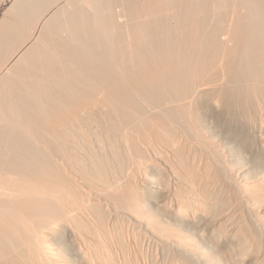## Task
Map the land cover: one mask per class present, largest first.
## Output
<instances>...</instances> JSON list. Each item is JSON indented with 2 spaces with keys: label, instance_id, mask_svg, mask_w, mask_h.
<instances>
[{
  "label": "rangeland",
  "instance_id": "rangeland-1",
  "mask_svg": "<svg viewBox=\"0 0 264 264\" xmlns=\"http://www.w3.org/2000/svg\"><path fill=\"white\" fill-rule=\"evenodd\" d=\"M14 1L15 0H0V20L4 17L5 14H7L9 16V18H11V20L13 19V21L15 19H16L15 21L20 19L18 15L13 14L14 12L10 10V7ZM65 1L66 0H51L49 5L45 8V12L42 13L41 16L37 17L33 14H29V16L26 18L24 23L21 22V19L19 20L20 21L19 24L17 23L18 22L17 21L16 23L19 27V33H20V34L17 33L18 35H16L17 31H15V32L12 31L11 28L9 29V27H7L8 25L2 26L0 28L1 31L3 32L2 33L0 31V35H1L0 37H3V36L5 37L2 40L0 38V42H2V44H3V45L0 44V46H1V49H0V76H1V78L5 79V81L6 80L8 81V82L6 81L4 83H6V85L9 86L7 88V86L5 84H2L1 86L5 87V88L0 87L1 88L0 91H1V93L3 92L5 95H6V92L8 91L7 89H9V91H14L16 93L19 92L18 93L19 96L20 97L22 96L21 99H23L22 103L25 101L24 102L25 106L22 107V106L18 105L19 107L17 108L16 104L11 105V103H13V101L10 100L11 102L10 101L8 102V100H7V102H6L5 96L0 93V103L5 104V105H2V106H4L3 107L4 111H6V112L7 111H10V112L16 111V113H19V115L21 114L20 115L21 118H20V116L14 112L16 114L15 115L16 119L14 118L15 120H13V123H12V121H3V120H1V117H0V121H1L0 122V128L4 129V130L0 129V143H1L0 144V155H1L0 160L2 161V162H0V168L2 169V166L3 167L5 166L6 169L9 168L10 170H13V168H15V164L19 165L20 166L19 171L21 170V172L15 171L16 173L15 172L14 173L15 174L19 173V175L21 174L19 178L24 179L27 177L28 179H31L30 176L32 175V173H31V171L27 170L25 168V166H28V164H33L32 166L35 167V170H37V173L44 175L45 177L44 176L43 177L46 180L49 179V181H50L52 177L55 178V179L53 178V180H55V181H58V180L61 181L64 179L67 180L69 178L67 180L68 184L72 185V186L70 185L72 189L70 188L69 190L70 191L72 190L71 198L73 197L72 199L75 201H73V203H72L73 205L71 207L65 206V208H64V209H66L65 211L67 212V214H69L68 215L69 218L67 217V219H68L67 220V226L69 229L67 231L60 229L61 230L60 232H62L61 237L54 236V235L48 237V241H50V245L53 248V251L56 252L54 264H84V263H82L83 257L90 259L93 262V264H109L108 263L109 260H110V264H116V263L117 264H174V263L177 264V263H179L177 261L181 258V256L178 253V251L175 250V248H171L172 245H170V246L167 245V247H166V245H162L161 240H159L158 238L156 239L154 236H152V234L149 233V231L147 229L145 230V227H142V226L139 227V224L138 225H137V223L135 224L136 221H134L135 219H133V217L131 215L124 213L122 211H117L115 209V206L112 203L110 204V202H111L110 200L114 199L116 206L119 209H124L127 205V202H126V198L124 197L123 194L127 195V193L132 194V195L134 194V196L135 197L137 196L138 199H142L140 197L141 195H143V197L144 196L146 197V198L144 197L145 199L143 198V200H145L144 201L145 205H141L142 208L140 206L141 211L140 210L139 211H140V213H142V217L144 219H149L150 222L158 229V231L160 233H162V232L171 233L174 230L173 233H175V234L178 233V234L182 235L184 237V239L186 238V242L188 241L187 243L192 246L194 254L200 255L203 253L204 255L209 256L211 259L213 258L214 262H212V264H264V251L262 253V257L260 260L249 261L248 256L243 255V253L241 251V247H240L241 246L240 245L241 236L238 234V235H236V237H235L236 239L234 241H230L225 235L226 232H229L228 231L229 227H230L229 222H228V224H227V222L221 223L218 221L219 217H216V216H219L217 214L219 212V201H220L217 199V196L219 194V191L217 192L218 188L221 191L225 188L227 189V187L229 186L230 188L228 187V189L231 191H228V189H227V192H232V187H233V192H234L235 191V185H233V184H235L236 181H238V179H239V182H243V181L246 182V180H247L248 182L253 183L255 181V183L257 185L264 183V178H263L264 177V171H263L264 170V165H263V163H264V126H263L264 125V113H263L264 112V86H263L264 85V76H263L264 75V33H261V31H264V27H262V25H264V22H263L264 21V6H262V4H264V2L262 3L261 2L262 0H260V1L259 0H257V1L256 0H233V1L232 0H216V1L215 0H204L203 3H201L202 0H198L200 2V4H202V9L200 10L198 7V4L196 3L197 0H175L176 4L172 3L174 0H171L170 4L166 3L167 0H161V2H160V0H157V2H156V0H153V1L152 0H147V1L146 0H141V1L140 0H138V1L134 0V2L132 0V4H131L132 6L129 5L130 0H101V1H98V0H91V1L90 0H74L72 5L70 4V5L64 7V12L62 14H60L59 16L57 15L53 20H51L52 21L51 26H49L50 24L47 26L42 25V24H45V21H47L49 19L48 18L49 13H52L53 9L55 11L58 6L63 5L65 3ZM206 1H208V2H206ZM150 2L151 3L154 2V4L161 3L164 7L163 9L168 12V16L162 15L160 17L161 18L163 17L164 18V19L162 18L163 20L161 19V21L152 22V19L154 16V9L153 8H151L152 10L150 9V12H152L153 15L151 13H149V8L147 9V5H148L147 3H150ZM192 2L194 3V5L197 4V6L196 5L195 6L197 7V9H199L198 11H200V12L194 11V8H196V7H193L194 5ZM232 2H233V4H232ZM255 2H257V3L255 4ZM120 3H122V4H120ZM26 4H28V3L26 2ZM101 4L104 5L106 8L103 7ZM111 4L113 6H116L115 7L116 9L113 8V6ZM171 4H173V5H171ZM182 4H183L184 8L182 7ZM187 4H188V6H189V4H192V5H190L191 7H193L192 12L191 11H185V7ZM257 4H259L261 6L259 7V5H257ZM174 5L175 6L180 5L179 6L180 8L178 6L175 7ZM203 5H204V7L206 6L205 10L203 9ZM232 5H233V8H232ZM256 5H257V7H255ZM225 6H227V7H225ZM99 7L103 8L101 10L105 11V14L107 13L108 16L107 15L103 16L105 14H101L99 12V9H98ZM120 7L123 9V11ZM177 7H178V9H176ZM234 7H236V8H234ZM126 8H128L127 10H130L132 12V14H133L132 17L126 16L125 14L123 15V12L126 11ZM261 8H262V10H260ZM138 9L140 10V12ZM174 9H176L175 11H177L179 9H183L182 11H180L181 12L180 13V15H181L180 20H181V22H182V20H185V21H183L185 25L183 23H182L183 24L182 25L181 23H179L180 21L178 19L176 20V18H174V16H177V15H174L173 13L171 14V12H174ZM251 9H253V11L257 10V12L255 11V14H257V15H258L259 11L262 12V15L260 14L261 12L259 13V15H261L260 18L263 19L261 21H258L260 23L257 22V20H260L259 18L257 20H256V17H255V19H252V17L254 18V16H256V15L253 14L251 16V14H252L251 12H253V11H251ZM114 10L120 11L122 13L116 12ZM248 11H250V12H248ZM189 12L191 14H188ZM193 12H194V14H192ZM139 13H141V14H139ZM100 14L102 15V17ZM144 15H145V17H144ZM149 16H151V17L147 18ZM262 16H263V18H262ZM78 17H79V20L77 19ZM104 17H106V19ZM166 17H167V19H166ZM101 18L105 19L106 21L105 20L103 21V19H101ZM188 18H191V19H188ZM72 19L73 20L76 19L75 23L79 22L78 24H76L75 28H72L73 25L70 27V25L68 24L71 21L72 22L75 21V20L73 21ZM193 19H194V21H193ZM149 20H151V21L149 22ZM55 22L58 24L57 27H56L57 24H53ZM66 22L68 25L66 24ZM195 23H197V24H195ZM201 23H202V25H201ZM113 24L115 25L114 27H113ZM148 24H152L153 26L157 25V26L154 27V30H153V29L147 28ZM79 25H82V28ZM119 25L124 27L126 32L129 30V34H128V32L126 33V34H128L125 36L126 39H123L124 37L121 38V40H124V41L119 40L120 38L117 39L119 36V34H118L119 32H121V33L123 32L125 34V32L123 31L124 29L121 27L123 29V30H121ZM60 26H62V27H60ZM68 26H69V28H68ZM77 26H79V27H77ZM190 26H192L191 27L192 29L190 28ZM5 27H6V29H4ZM179 27H182V28H179ZM138 28H139V30H138ZM215 28H217V29H215ZM7 29L9 31L11 30L12 32L11 31L10 32L13 35ZM72 29H75V30L71 31ZM97 29H99V30H97ZM76 30H78V31L80 30L79 31L80 34L78 32H76ZM118 30H121V31H118ZM4 31H6V32L8 31V32L6 33ZM94 31H96V32H94ZM104 31H106V32H104ZM74 32H76V34H74ZM83 32H84V34H83ZM116 32H118V33L116 34ZM172 32H175V33H172ZM111 33H113V34H111ZM46 34H47V36H46ZM151 34H152V36H151ZM170 34H172V35H170ZM116 35H118V36L116 37ZM185 35H187L189 37L186 38ZM212 35H213V37H212ZM175 36H176V38H175ZM182 36H183V38H182ZM207 36H208V38H207ZM236 36H238V37H236ZM145 37H146V39H145ZM153 37H155V38H153ZM178 37H179V39H178ZM254 38H255V41H254ZM74 39H75V41H74ZM129 39L131 40L130 43H129ZM176 39L179 43H176V41H175ZM256 39H257V41H256ZM6 40H7V42H5ZM28 40L29 41L33 40L34 42L31 41L30 44H28L27 43ZM210 40H212V41H210ZM160 41H161V43H160ZM174 41H175V43H174ZM68 42L71 44H69ZM119 42H120V44H118ZM113 43H114V45H113ZM137 43H138V45H137ZM27 44H28V46H27ZM89 44H91V45H89ZM8 45H10V46H8ZM30 45H31V47H30ZM11 46H13V47H11ZM128 46H130V48ZM157 46L160 48H158ZM175 46H177V47H175ZM200 47H201V49H200ZM204 48H205V50H204ZM208 48H209V50H208ZM145 49L147 52L145 51ZM160 50H162V51H160ZM96 51H98V52H96ZM115 51H116V53H115ZM70 52H72V53H70ZM44 53H46L48 56ZM123 53H125V54L123 55ZM155 53L157 54V56ZM211 54H213V55L211 56ZM75 55H76V57H75ZM97 55H99V56H97ZM168 55H170V56H168ZM16 56H17V59L19 58V60H16ZM112 56H113V58H112ZM159 57H160V59H159ZM252 57H254V58H252ZM242 59H243V61H242ZM74 60H75V62H74ZM160 61H161V63H160ZM90 62L93 64H91ZM149 62H151L152 64L151 63L149 64ZM168 62L170 64L172 63L171 65H174V66L179 65V68H180L179 73L181 74V76L183 74L182 77H184V75H187L188 72L190 71V75L192 74L191 76L193 78V82L195 81V78H196V82H194L193 86H192L193 89H191L193 94L190 91L187 94V96L190 94L187 97L188 99L186 97H184L185 99L183 98L184 100L182 99L183 100L182 102L186 104L185 106H187V108H189L188 110H190L192 108L190 111H192L193 115H191L192 114L191 113L190 116H188L189 112L186 113L182 107L181 108L179 107L180 103L178 105V103H177V102H179L178 98L176 99V97L173 96L174 91L172 92V88H170L171 84L169 87H167L169 85L168 83L171 82V81L168 82V80H169L168 78L169 77H171L170 79L176 78L175 76H172L173 73H174L173 75L177 74L175 72L176 67H174V69L169 68V69L173 70V72L171 74H169L171 71L168 72L169 71L168 68L165 70V72H166V77H165L166 79L165 80L163 77L161 78V76H159V75L158 76L160 78L157 76H152L155 78L156 82H158V83H156L154 81V79H152L151 77H148V78H151L149 80L147 78V76H143L140 74L141 77L142 76L145 77L144 78L145 82H144L143 77L141 78L139 73H138L139 67L135 68L136 66H141L140 70L142 71L144 69V68H142L143 64L145 65L146 63H148L149 65H154V66L156 65L155 66L156 70H158L157 67H159V66H161L162 69H164L165 67L169 66ZM27 63H28V65H27ZM104 63H106V65L110 64V66L114 64L113 66H111L113 68H111L110 66L108 67V65H107V68L111 69V71L109 70L110 72L108 71V73H111L110 74L111 79L108 77L109 75L108 76L103 75L107 72V69H105V67H103V65H105ZM131 63L133 64V68H132ZM166 63H168V64L166 65ZM182 63H183V65H182ZM60 64L62 67L60 66ZM137 64H139V65H137ZM163 64L166 66L165 67L162 66ZM184 64H189V66L192 67V69L189 68L188 65H184ZM101 65L105 69L106 72L105 71H104V73L102 72L103 69H101L102 68ZM98 66H100V67H98ZM129 66H131L130 69H133V70L138 69V71L136 73L137 76H135L136 79L131 72L129 73V72H127V70H125V69H128ZM180 66L182 68L184 66H187L189 68V71H188L187 67L184 70L185 67L182 69ZM91 67H96V68H92V70H91ZM120 67H121V69L119 70ZM177 68H178V66H177ZM198 69L199 70L201 69V72ZM202 69H204V71L205 72L207 71L208 73L206 72V74H205ZM33 70H35V71H33ZM112 70H116L115 72L117 74H114V72ZM118 70L121 72H119ZM182 70H184V71H182ZM191 70L193 72L195 70H197V71H195L196 74L192 73ZM211 70H212L213 74H211ZM92 71L93 72L95 71V72L92 73ZM100 72L103 74H101ZM202 72L204 73L203 75H201ZM74 73H76V75H74ZM121 73H123V74H121ZM6 74H7V76H6ZM92 74H93V76H92L93 78L92 77L89 78V76H91ZM100 75H102L104 77L107 76V78L105 77L104 80L106 82V79H107V82L109 81V83L108 84H107V82L104 83V80L102 81V76H100ZM113 75L116 77H114ZM117 75L118 76L121 75V76L118 77ZM200 75L202 76V79H200L201 78ZM54 76H56V77H54ZM66 77H69V78H66ZM117 77L119 79L121 78L123 81L121 82L119 80H116V79H118ZM129 77H132V78L130 79ZM43 78H44V80H43ZM140 78L142 80H140ZM204 78H206V79L204 80ZM214 78H216V79H214ZM22 79H24V80H22ZM82 79H84V80H82ZM148 80L150 82L147 84ZM151 80H153V81H151ZM200 80H202V81H200ZM216 80H217V82H216ZM101 81H102V83H101ZM117 81L120 83H123L125 85L129 84L130 87L129 86H127V87H129L131 89L130 90L131 92L134 91L131 93L132 94L131 98L134 99V102H133V99L128 98V96H127L128 94L124 93L123 89L121 90L118 85H117L118 87L116 86V84H118ZM133 81H134V83H133ZM139 82H141V83H139ZM154 82L157 84V85H155V86H157V89L158 90L160 89L159 92L160 93L162 92L161 94H163L165 97V98L163 97V100L166 101L165 103L167 104L164 106V108L166 107L165 109L163 108L161 110V109H159V107L155 108L154 106H156V105L154 104V100L151 99L152 98V97H150L151 95H149V93H150L149 90H144L145 88L147 89V87H148V89H150V85L154 84ZM7 83H9V84H7ZM32 83H35V84H32ZM46 83H48L49 85ZM112 83H113V85H112ZM142 83L144 85V88H143ZM161 83H162V85H161ZM132 84L133 85L135 84V85L132 86ZM50 85H51V87H50ZM55 85H56V87H55ZM98 85H99V87H98ZM197 85H199V87ZM15 86H16V88H15ZM67 86H69L68 89H67ZM103 86H104V88H103ZM110 86H112L113 89H110ZM194 86H195V88H194ZM246 86H247V89H246ZM86 87H88V88H86ZM158 87H160V88H158ZM20 88H22V89H20ZM37 88H39V89H37ZM81 88H84V89L86 88L87 93L88 92L89 93L91 92L93 94L96 93L95 95L105 94L107 91L108 92L106 93V95H108L109 93H112L115 95V93L118 92L119 94L116 93V96H118L119 98L122 96L120 98L121 102L123 103V105H125V108L130 113L134 112V114H132V115L136 116V114H137V116H138L140 114L141 115L140 117H142V115H143L145 118H148V119H152V118L157 117V119H159V120H164L163 122L166 125L171 126V127L170 126L169 127H170V129H172L174 135L177 134V136H175V137L181 138L184 141L186 140L185 142L182 141L184 149H182L183 147L181 148L184 151L186 149V152H182L184 155H182L177 149L175 152H173L172 146L170 144H168L169 142L167 143L164 141V139L162 138V135L160 136L161 138H159V137L153 136L152 133L149 134L150 138H149V136L147 137L151 142L150 146L145 147L146 144H144V147L142 146V148L138 149V151L133 150L134 148L131 149L132 151L131 150L129 151L125 147V144L123 143V138H124L123 134L120 135V133H118V136H117V134H112L115 132L113 130L111 131L110 127H108V124L106 125V123H108L107 121H109V118L106 119V122H105V118L110 116V114L106 110H104V113H103L102 112L103 109L99 107V109L96 111V109L98 107H95L94 105H93L95 107L94 109L92 106L91 107L88 106V109H87V107L85 109L79 108V106H80L79 104H82L81 102H82L83 97H84V92L80 93L78 91ZM117 88H119V90L122 92H119V90ZM138 88L140 90H138ZM161 88H162V91H161ZM164 88H166V89L168 88V90H166V89L164 90ZM202 88H204V90L207 89V91H203ZM3 89H5L7 91L4 92L5 90L3 91ZM54 89L56 91H54ZM89 89H90V91H89ZM106 89H107V91H106ZM212 89H214V90H212ZM229 89H230V91H229ZM109 90H110V92H109ZM112 90H114L115 93H113L114 91H112ZM140 91H142V93ZM202 92H205L206 94L203 93L202 94L203 96H202L201 95ZM120 93H122L121 96H119ZM23 94L26 97H24ZM133 94H135V95H133ZM210 94H212V95H210ZM1 95H3V97L5 99L2 98ZM56 95L60 96L62 99L61 102H65V103L64 104L61 103L58 100V97ZM75 95H76V97H75ZM42 96H43V99H42ZM73 96H74V98H73ZM204 96H206V99ZM46 97H47V99H46ZM55 97H57V98H55ZM189 97H190V99H189ZM191 97L192 98L194 97L193 100ZM219 97H221V98H219ZM214 98H217V99H214ZM187 100H189V101H187ZM135 101H137V102H135ZM167 101L170 103V105ZM228 101H229V103H228ZM188 102H189V104H188ZM192 102H193V104H192ZM134 103H135V105H134ZM212 103H214V104L212 105ZM174 104H175V106H174ZM2 106L0 104V107H2ZM6 106H9V107H6ZM61 106H62V108H61ZM215 106H216V108H215ZM20 107H22V108H20ZM54 107H55V109H54ZM72 107H73V109H71ZM74 107H76V109ZM31 108L34 110L32 111ZM178 108L181 109V111H179ZM12 109H13V111H12ZM142 109H143V111H142ZM182 109H183V111H182ZM193 109H195V110H193ZM255 109H257V110H255ZM41 110L43 112L40 113ZM45 110H46V112H45ZM60 111H62V112H60ZM98 111H99V113H98ZM94 112L95 113L97 112V114H95ZM180 112H182V113H180ZM183 112H184V115H183ZM194 112L196 114H194ZM24 113L27 114V116H25ZM42 113H43V115H41ZM100 113H102V115ZM197 113L198 114L200 113V115L202 114L201 116H202L203 123L199 122L196 124H198L197 126L199 127V129L205 133L203 135H207L205 141L208 140L206 142L209 144V145L207 144L209 146V148L206 146V144L202 143L205 141H200L197 137H195V136H197L194 134V132H196V131L189 130V126H190L189 120L195 121L194 117L197 116ZM107 114H109V115H107ZM22 115H23V117L25 116V118L28 117V120H30L32 117V119H31L32 121L24 122V120H22L23 122H21ZM180 115H183L184 116L183 118H186V117L192 118L194 115L195 116L193 117V119L186 118L188 120H186V119L184 120L182 118L184 122L186 121L184 123L181 120V118H179ZM211 115H212V117H211ZM58 116H59V119L55 118ZM61 116H62V119L68 117L69 119H71V121L75 120L76 122L72 121L69 123L68 126L65 125V128H64L66 130L65 131L63 129L64 126L61 127L60 125H58V127H57V124H59L58 121L61 119ZM70 116H72V118H70ZM29 117H30V119H29ZM103 117H105V118L103 119ZM140 117L138 116L137 118H140ZM180 117H182V116H180ZM35 119H37V120H35ZM41 119H44V120L41 122ZM262 120H263V122H262ZM45 121H46V123H45ZM193 121H190V122H193ZM54 122H57V124ZM136 122H137V120H136ZM74 123H77V124L75 125ZM47 124H49L50 126L49 125L47 126ZM55 124H56V126L54 127ZM35 126H37V127H35ZM139 126H141V125H139ZM146 126L147 125H145L144 128L149 127V126H147V127ZM67 127H69V128L67 129ZM75 127L76 128L78 127V128L76 129ZM177 127H178V129H177ZM58 128H59V130H58ZM183 128L185 129V131H183ZM54 129L56 132L54 131ZM142 129H143V126H141L138 131H140ZM30 131L32 134L30 133ZM35 131L37 134L35 133ZM176 131H178V132H176ZM49 134H51L52 136ZM138 135H139V137H141V139L144 138V136H142L143 133L140 132V134H138ZM23 136H25V137H23ZM41 136H43L44 138ZM101 136H102V138H101ZM20 138H21V140H20ZM23 138H25V139H23ZM115 138H117V139H115ZM186 138H188V139H186ZM202 138L204 139L205 137H202ZM210 138L212 140H209ZM8 139H9V141H8ZM44 139H45V142H44ZM181 139H178V140H180V142H181ZM196 140H198L199 143L201 142V144L197 145ZM89 141H90V143H89ZM17 142H18V144H17ZM180 142H178V143H180ZM193 142H195V143H193ZM212 142H214V143H212ZM4 143H6V144H4ZM103 144H105V145H103ZM156 144L160 145V146H157ZM185 144H186V146H185ZM203 144L206 148L202 147ZM214 144H216L218 146H216ZM22 145H23V147H22ZM34 145H37V146L34 147ZM71 145L74 147H72ZM161 146H162V148H161ZM181 146H182L181 143L178 144V147H181ZM215 146L219 150H216ZM25 147H26V149H22ZM212 148L215 149V152L213 150V154L214 153L216 154V155L214 154L216 158H214L212 156L213 155L212 154ZM75 149H76V151H75ZM207 149H209V150H207ZM23 150H24V152H23ZM26 150H27V152H26ZM173 150H175V149L173 148ZM31 151H33V152H31ZM34 151H35V154H34ZM134 151H136V153ZM188 151H189V153H188ZM216 151H217V153H216ZM218 151L220 153H218ZM221 151H223V152H221ZM25 152L27 154H25ZM131 152L134 156L131 154ZM177 152H179V153H177ZM63 153H64V155H63ZM118 153H120V154H118ZM44 154H45V156H44ZM67 154H69V155H67ZM151 154L153 155V157L151 156ZM210 154H211V157L209 156ZM222 154H223V156H222ZM25 155H27V156H25ZM187 155H189V156H187ZM206 155L209 157V160H208ZM217 155L219 156V158H217ZM84 156H85V158H84ZM184 156H185V158H184ZM200 156H201V158H200ZM220 156H221V158H220ZM119 157L122 159H120ZM128 157H130V158H128ZM132 157H134V158H132ZM222 157H224V159ZM41 158L45 161V163L46 162L48 163L50 161L52 162L53 166L50 164L51 162L49 164L53 167L54 170L56 169V172H57L56 173L54 171V173L50 175L52 177H49V176L44 174L45 172H44L43 167H46V166L44 164V161ZM65 158H67V159H65ZM189 158H192V159H189ZM195 158H197V160ZM204 158L205 159L207 158V161H205ZM211 159H213V160H211ZM215 159L218 162H215ZM35 160H36V162H35ZM48 160H50V161H48ZM65 160H68V161H65ZM187 160H189V161H187ZM193 160H194V162H193ZM202 160H204L205 162L204 161L202 162ZM221 160L223 161V163ZM184 161H186V162H184ZM226 161L228 163H226ZM210 162H213L215 164L217 163V165L219 163V165L221 164V166L218 167L219 166L218 165L216 167V165L214 166V164L210 163ZM207 163L208 164L210 163V166H214V168L213 167L210 168ZM22 164L24 165V167ZM195 164H197V165H195ZM222 164L227 168H228V165H230L231 166L230 169H232L234 174L235 175L237 174V176L232 177L231 174L228 172V170H226L224 167H222ZM21 165L24 169L21 167ZM11 166H14V167H11ZM54 166H55V168H54ZM206 166H207V168L205 169ZM96 167H100L101 171H103L106 174L105 178H106V181L108 184L104 183L105 181L100 180V178L97 177V175H96L97 170H95ZM220 168H222L223 170ZM212 169L214 171H212ZM60 170H61V175H63L62 177H60V174H58L60 172ZM192 171L194 172V174ZM216 171H217V175H216ZM121 172H122V174H120ZM225 172H228V173H225ZM209 173H210L209 177H211V178L208 177ZM218 173H220V174L222 173V175L224 174V176L226 174L227 175L222 178V175H220ZM15 174H13V177L15 176ZM56 174H58L59 176ZM206 175H207V177H206ZM212 175H214V176H212ZM193 176L194 177L196 176V178H194ZM15 177L18 178V175H16ZM113 177H115V178H113ZM213 177H215V181H214ZM258 177H259V179H258ZM199 178H202V179L204 178V179L202 180ZM233 178L235 180H233ZM86 179H89L91 182H93L94 185L101 187V189H103L104 191L106 190L105 192H107V193L109 192V196L112 199H110L108 195H107L108 198L104 199L98 195H95L91 191H89L88 188L86 186H84V184H83V182ZM96 179H97V181H96ZM194 179H195V181H194ZM206 179H207V181L210 182L209 183L210 185L208 184ZM211 179L213 180V182ZM221 179H222V182H221ZM199 180L201 181V184H200ZM216 180H217V183H216ZM223 181L227 182L228 184L224 183ZM75 182L77 184L81 185V188L83 186L82 190L86 189L85 190L86 193H85V191H83L81 193L79 188L77 190L75 187V185H77V184ZM204 182H206L207 185H204L205 184ZM219 182L222 183L221 187L223 186V184H225L224 186H226V187L223 186V188L221 189V187L219 186L220 185ZM114 183L116 186H114ZM212 184H214L215 187ZM200 185H201V187H200ZM203 185H204V187H203ZM165 186H166V188H165ZM195 186H196V188H195ZM207 186H208V188H207ZM217 186H218V188H217ZM113 187H114V189H113ZM123 188H125V189H123ZM127 189H129V190H127ZM208 189H209V191H208ZM226 189H225V191H226ZM130 190L132 193H129ZM163 190H168L167 195H165V196L163 195L161 197V195H162L161 194L160 196H158L159 193ZM204 190L207 191V194H210L209 196L212 198V202H210V204H208L209 202H207V204H208L207 207H206V205L204 206L202 204V203L205 204L206 200H208V198H209L208 195L206 197V194H204V193H206ZM214 190H216V191H214ZM213 191L216 192L217 196L214 195L215 193H211ZM84 194H85V196H84ZM139 194H141V195H139ZM198 194L200 195V197ZM202 195H203V197L205 196V198H206V199L204 198L205 201H202V200H204L202 198ZM211 195H213V196H211ZM164 198H166V199H164ZM188 198L191 200H189ZM200 198H201V200H200ZM213 199H216V200H213ZM209 200H211V199L209 198ZM99 201H101V202H99ZM180 201H182V202H180ZM216 201H218L217 204H216ZM75 202H77V203H75ZM102 202H103V204H102ZM199 202H201V203H199ZM211 203H214V205L213 204L211 205ZM198 204H202V205L197 207ZM170 205H171V208L169 209ZM179 205H181V207H183L182 210H181V207L179 208ZM209 207H210V210H209ZM94 208H95V210H94ZM96 208L97 209L99 208L98 209L99 211L102 208V210L100 212L101 213L103 212L102 213L103 215L100 214V212ZM203 208H205L204 210H206V211H204ZM217 209H218V212H217ZM179 210H181L183 214L180 213L181 214L180 215ZM164 211H165V213H164ZM173 211H176V212H173ZM106 212H107V214H106ZM96 213L99 214V217ZM176 213L179 216H176ZM186 213H187V215H186ZM202 214H204L207 219L203 220L201 218ZM246 214H244L245 216L242 217V219H243L242 222L245 223L246 220H248L247 222H249V223L251 222L249 224L251 227L252 226L256 227V223L253 224V220L249 218V217H251L250 214L249 213L247 215ZM100 216H102V218ZM246 216H248V218ZM182 217H185V220H187V221L190 218L189 219L190 221H188L189 224L184 225L180 221L181 219H179ZM245 217H246V220H245ZM186 218H188V219H186ZM103 219H104V221H103ZM114 219H116V220H114ZM126 220L129 222H127ZM179 221H180V223H179ZM217 223L218 224L220 223V224L218 225ZM190 226H192V227H190ZM251 227H249L250 230L255 232L256 231L255 229L257 227L256 228L255 227L251 228ZM163 229H165V230L163 231ZM201 229H203V230H201ZM6 230H8V229H6ZM6 232H7V234L9 232V236L7 235L8 238L2 237L0 235V238H1L0 239V264H16L17 262L19 263V261L21 260L20 259L21 255L19 256L20 249H18L19 247H17L18 246L17 244L12 243L13 241H11V243L13 245L10 244V241H9V239L12 240L13 238H14V240H16L18 237L16 236V234H14L13 231L8 230ZM168 233H166V234H168ZM213 233H215V234H213ZM128 235L130 237H128ZM143 236H145V237H143ZM258 236L260 237L261 235L258 234ZM55 237H57V238H55ZM262 237L263 236H261V238ZM138 238H140V239H138ZM262 239H260V241L264 244V241H263L264 239L263 240ZM126 240H127V242H126ZM190 242H191V244H190ZM15 245H17V246H15ZM161 245H162V248H161ZM172 247H174V246H172ZM10 248H13V249H10ZM115 248H116V250H115ZM14 249H15V251H14ZM2 251H3V253H2ZM176 253L179 254L180 258H179V256H177L178 254H176ZM2 254L5 256H3ZM173 254H175V255H173ZM175 256H176V258L178 257L179 259L178 258L176 259ZM17 258H18V260H17ZM118 259L120 262H118ZM182 261L183 260H180V263H182ZM113 262H115V263H113ZM194 263L197 264L196 262H194L192 260V263H189V264H194ZM21 264H23V263H21ZM28 264H49V263H47L45 261L33 259ZM50 264H53V263H50Z\"/></svg>",
  "mask_w": 264,
  "mask_h": 264
},
{
  "label": "bare ground",
  "instance_id": "bare-ground-1",
  "mask_svg": "<svg viewBox=\"0 0 264 264\" xmlns=\"http://www.w3.org/2000/svg\"><path fill=\"white\" fill-rule=\"evenodd\" d=\"M91 1V0H90ZM98 1H101V0H98ZM138 1V0H137ZM141 1V0H140ZM147 1V0H146ZM153 1V0H152ZM203 1L204 0H202V2L201 3H203ZM216 1V0H215ZM233 1V0H232ZM257 1V0H256ZM260 1V0H259ZM26 2L28 3V4H26ZM51 2V0H15L14 2H13V4L11 5V7H10V10L11 11H13L14 13L13 14H15V15H18L19 16V18L21 19V22L22 23H24L25 22V20H26V18L29 16V14H33V15H35V16H41L42 15V13H44L45 12V8L49 5V3ZM73 2H74V0H66L65 1V3L63 4V5H61V6H58L57 8H56V10L54 11V9H53V12L52 13H49V16H48V20L47 21H45V24H42V25H49V26H51V20H53L57 15L59 16L60 14H62L63 12H64V7L65 6H68V5H72L73 4ZM94 2V1H93ZM97 2V1H96ZM114 2V1H113ZM122 2V1H121ZM133 2H134V0H133ZM156 2H157V0H156ZM155 2V3H156ZM159 2V1H158ZM160 2H161V0H160ZM163 2V1H162ZM170 2H171V0H167L166 1V3H168V4H170ZM199 1L197 0V4H198V7H199V9L201 10L202 9V4H200V2L198 3ZM206 2H208V1H206ZM213 2V1H212ZM228 2V1H227ZM236 2V1H235ZM242 2V1H241ZM245 2V1H244ZM247 2V1H246ZM253 2V1H252ZM262 3L264 2L263 0L261 1ZM102 3V2H101ZM151 3V2H150ZM147 3L148 5H147V9L149 8V13H151L152 14V12H150V9L151 8H153L154 9V16H153V19H152V22H154V21H161V19L163 18H161L160 16H164V15H167L168 16V12L167 11H165L163 8V5L161 4V3H157V4H154V2L153 3ZM165 3V2H164ZM172 3H175V0L172 2ZM190 3V2H189ZM193 3V2H192ZM238 3V2H237ZM257 2H255V4H256ZM120 4H122V3H120ZM119 4V5H120ZM124 4V3H123ZM132 4V0H130L129 1V5H131ZM150 4V5H149ZM159 4V5H158ZM176 4V3H175ZM197 4H195L196 6H197ZM211 4V3H210ZM232 4H233V2H232ZM251 4V3H250ZM254 4V5H255ZM102 5V4H101ZM108 5V4H107ZM112 5V4H111ZM171 5H173V4H171ZM190 5H192V4H189V6H188V4L186 5V7H185V11H191L192 12V9H193V7H196L195 5H194V3H193V7H191ZM201 5V6H200ZM205 5V4H204ZM204 5H203V9L205 10V7H204ZM257 5H259V4H257ZM257 5L255 6V7H257ZM103 7H105L104 5H102ZM101 6V7H102ZM109 6V5H108ZM107 6V7H108ZM113 6V5H112ZM132 6V5H131ZM135 6V5H134ZM149 6V7H148ZM175 6V5H174ZM173 6V7H174ZM176 6H178V5H176ZM175 6V7H176ZM180 6V5H179ZM178 6V7H179ZM185 6V5H184ZM261 5H259V7H260ZM262 6H264V4H262ZM101 7H99L98 9H99V12L101 13V14H105V11H102L101 9H103V8H101ZM110 7V6H109ZM116 6H113V8H115ZM127 7V6H126ZM129 7V6H128ZM140 7V6H139ZM178 7L176 8V9H178ZM182 7H183V4H182ZM201 7V8H200ZM223 7V6H222ZM225 7H227V6H225ZM224 7V8H225ZM253 7V6H252ZM258 7V8H259ZM91 8V7H90ZM106 8V7H105ZM111 8V7H110ZM121 8V7H120ZM180 8V7H179ZM184 8V7H183ZM232 8H233V5H232ZM234 8H236V7H234ZM245 8V7H244ZM116 9V8H115ZM122 9V8H121ZM128 8H126V11H124L123 12V15L125 14L126 16H129V17H132L133 16V14H132V12L130 11V10H127ZM146 9V8H145ZM166 9V8H165ZM168 9V8H167ZM173 9V8H172ZM176 9H174V12H171V14L173 13L174 15H177V16H174V18H176V20L178 19L180 22L179 23H183L184 24V22L183 21H185V20H182V22H181V15H180V11H182L183 9H179V10H177V11H175ZM199 9H197V7L196 8H194V11L196 12V11H198ZM221 9V8H220ZM219 9V10H220ZM255 9V8H254ZM86 10V9H85ZM120 10V9H119ZM139 10V9H138ZM152 10V9H151ZM234 10V9H233ZM260 10H262V8L260 9ZM114 11H116V10H114ZM121 11V10H120ZM120 11H116V12H120ZM122 11H123V9H122ZM137 11V10H136ZM229 11V10H228ZM251 11H253V9H251ZM255 11L257 12V10H254L253 12H251L252 14H251V16L253 15V14H255ZM135 12V11H134ZM139 12H140V10H139ZM198 12H200V11H198ZM204 12V11H203ZM248 12H250V11H248ZM261 11H259V13H260ZM120 13H122V12H120ZM142 13V12H141ZM141 13H139V14H141ZM148 13V12H147ZM148 13V14H149ZM227 13V12H226ZM239 13V12H238ZM259 13H258V15L257 14H255L256 16H254V18L252 17V19H255V17H256V20L259 18L260 20H257V22L258 21H261V20H263V19H261L260 17H261V15H262V12L260 13L261 15H259ZM100 14V15H101ZM117 14V13H116ZM135 14V13H134ZM188 14H191L190 12L188 13ZM192 14H194V12L192 13ZM210 14V13H209ZM97 15V14H96ZM95 15V16H96ZM107 15V13L105 14V15H103V16H106ZM119 15V14H118ZM143 15V14H142ZM141 15V16H142ZM153 15V14H152ZM184 15V14H183ZM235 15V14H234ZM77 16V15H76ZM94 16V17H95ZM108 16V15H107ZM139 16V15H138ZM148 16V15H147ZM220 16V15H219ZM249 16V15H248ZM71 17V16H70ZM74 17V16H73ZM101 17H102V15H101ZM144 17H145V15H144ZM151 16H149V17H147V18H150ZM160 17V18H159ZM173 17V16H172ZM18 18V19H19ZM42 18V17H41ZM98 18V17H97ZM105 19H106V17H104ZM109 18V17H108ZM171 18V17H170ZM186 18V17H185ZM192 18V17H191ZM191 18H188V19H191ZM202 18V17H201ZM262 18H263V16H262ZM15 19V18H14ZM19 19V20H20ZM78 20H79V17L77 18ZM82 19V18H81ZM95 19V18H94ZM101 19H103V18H101ZM105 19H103V21L105 20ZM164 19V18H163ZM162 19V20H163ZM166 19H167V17H166ZM195 19V18H194ZM194 19H193V21H194ZM199 19V18H198ZM197 19V20H198ZM245 19V18H244ZM16 20V19H15ZM13 21V19L11 20V18H9V16L7 15V14H5L4 15V17L0 20V28L2 27V26H5V25H8L7 27H9V29L11 28V30L12 31H17L16 32V35H18L17 33H19V27H18V25H17V23L19 24L20 23V21L19 20H17V21ZM73 20V19H72ZM75 20V21H74ZM73 21L74 22H70V23H68L69 25H70V27L73 25V27L72 28H75V26H76V24H78V23H75L76 22V19H74ZM85 20V19H84ZM169 20V19H168ZM187 20V19H186ZM39 21V20H38ZM60 21V20H59ZM58 21V22H59ZM106 21V20H105ZM112 21V20H111ZM137 21V20H136ZM151 20H149V22H150ZM189 21V20H188ZM237 21V20H236ZM17 22V23H16ZM196 22V21H195ZM255 22V21H254ZM264 22V21H263ZM47 23V24H46ZM110 23V22H109ZM123 23V22H122ZM126 23V22H125ZM167 23V22H166ZM188 23V22H187ZM198 23V22H197ZM197 23H195V24H197ZM231 23V22H230ZM250 23V22H249ZM258 23H260V22H258ZM53 24H57L56 22L55 23H53ZM66 24H67V22H66ZM65 24V25H66ZM67 24V25H68ZM84 24V23H83ZM94 24V23H93ZM102 24V23H101ZM106 24V23H105ZM104 24V25H105ZM112 24V23H111ZM182 24V25H183ZM62 25V24H61ZM185 25V24H184ZM201 25H202V23H201ZM211 25V24H210ZM249 25V24H248ZM262 25V24H261ZM58 26V24L56 25V27ZM79 26H81V28H82V25H79ZM79 26H77V27H79ZM110 26V25H109ZM115 25L113 24V27H114ZM120 26V25H119ZM128 26V25H127ZM157 25H152V24H148V26H147V28H150V29H153L154 30V27H156ZM175 26V25H174ZM194 26V25H193ZM199 26V25H198ZM215 26V25H214ZM229 26V25H228ZM246 26V25H245ZM60 27H62V26H60ZM94 27V26H93ZM122 26H120V28H121ZM171 27V26H170ZM192 26H190V28H191ZM201 27V26H200ZM213 27V26H212ZM216 27V26H215ZM227 27V26H226ZM261 27V26H260ZM262 27H264V25H262ZM261 27V28H262ZM59 28V27H58ZM66 28V27H65ZM68 28H69V26H68ZM96 28V27H95ZM123 29H124V27H122ZM121 28V30H123ZM128 28V27H127ZM161 28V27H160ZM179 28H182V27H179ZM195 28V27H194ZM198 28V27H197ZM232 28V27H231ZM260 28V29H261ZM4 29H6V27L4 28ZM77 29V28H76ZM114 29V28H113ZM129 29V28H128ZM167 29V28H166ZM185 29V28H184ZM192 29V28H191ZM215 29H217V28H215ZM225 29V28H224ZM8 30V29H7ZM10 30V31H11ZM73 30H75V29H72L71 31H73ZM94 30V29H93ZM97 30H99V29H97ZM121 30H118V31H121ZM127 30V29H126ZM138 30H139V28H138ZM144 30V29H143ZM163 30V29H162ZM165 30V29H164ZM179 30V29H178ZM195 30V29H194ZM193 30V31H194ZM207 30V29H206ZM226 30V29H225ZM0 31H1V29H0ZM9 31V30H8ZM7 31V32H8ZM9 31V32H10ZM11 31V32H12ZM70 31V30H69ZM80 31V30H79ZM79 31L78 30H76V32H78L79 33ZM84 31V30H83ZM124 32H125V34L122 32H116V34L118 33L119 34V36L118 35H116V37L118 36V38L117 39H119V40H121V38L122 37H124L123 39H126L125 38V36L126 35H128L129 34V30L127 31L128 32V34H126L127 32L125 31V29L123 30ZM167 31V30H166ZM170 31V30H169ZM177 31V30H176ZM184 31V30H183ZM186 31V30H185ZM192 31V32H193ZM234 31V30H233ZM2 32V31H1ZM4 32H6V31H4ZM6 32V33H7ZM10 32V33H11ZM68 32V31H67ZM76 32H74V34H76ZM94 32H96V31H94ZM104 32H106V31H104ZM3 33V32H2ZM60 33V32H59ZM157 33V32H156ZM155 33V34H156ZM167 33V32H166ZM172 33H175V32H172ZM183 33V32H182ZM185 33V32H184ZM202 33V32H201ZM213 33V32H212ZM261 33H264V31H261ZM12 34V33H11ZM15 34V33H14ZM20 34V33H19ZM58 34V33H57ZM80 34V33H79ZM83 34H84V32H83ZM107 34V33H106ZM111 34H113V33H111ZM165 34V33H164ZM163 34V35H164ZM178 34V33H177ZM191 34V33H190ZM195 34V33H194ZM197 34V33H196ZM10 35V34H9ZM13 35V34H12ZM37 35V34H36ZM61 35V34H60ZM100 35V34H99ZM105 35V34H104ZM154 35V34H153ZM159 35V34H158ZM157 35V36H158ZM170 35H172V34H170ZM174 35V34H173ZM219 35V34H218ZM255 35V34H254ZM1 36V35H0ZM7 36V35H6ZM41 36V35H40ZM46 36H47V34H46ZM59 36V35H58ZM72 36V35H71ZM78 36V35H77ZM76 36V37H77ZM112 36V35H111ZM132 36V35H131ZM151 36H152V34H151ZM180 36V35H179ZM186 36V38L187 37H189V36H187V35H185ZM220 36V35H219ZM228 36V35H227ZM10 37V36H9ZM18 37V36H17ZM43 37V36H42ZM49 37V36H48ZM75 37V36H74ZM79 37V36H78ZM129 37V36H128ZM163 37V36H162ZM173 37V36H172ZM212 37H213V35H212ZM224 37V36H223ZM236 37H238V36H236ZM1 38V40L3 39V38H5L4 36L3 37H0ZM8 38V37H7ZM61 38V37H60ZM153 38H155V37H153ZM159 38V37H158ZM175 38H176V36H175ZM182 38H183V36H182ZM207 38H208V36H207ZM21 39V38H20ZM107 39V38H106ZM115 39V38H114ZM131 39V38H130ZM129 39V43H130V40ZM145 39H146V37H145ZM164 39V38H163ZM178 39H179V37H178ZM227 39V38H226ZM253 39V38H252ZM100 40V39H99ZM105 40V39H104ZM118 40V41H119ZM148 40V39H147ZM192 40V39H191ZM217 40V39H216ZM222 40V39H221ZM239 40V39H238ZM12 41V40H11ZM31 41H33V40H28L27 41V43L28 44H30V42ZM45 41V40H44ZM69 41V40H68ZM74 41H75V39H74ZM121 41H124V40H121ZM164 41V40H163ZM176 41V43H179L178 41H177V39L175 40ZM175 41H174V43H175ZM204 41V40H203ZM210 41H212V40H210ZM248 41V40H247ZM254 41H255V38H254ZM256 41H257V39H256ZM261 41V40H260ZM5 42H7V40L5 41ZM9 42V41H8ZM34 42V41H33ZM39 42V41H38ZM41 42V41H40ZM77 42V41H76ZM112 42V41H111ZM110 42V43H111ZM117 42V41H116ZM142 42V41H141ZM165 42V41H164ZM195 42V41H194ZM200 42V41H199ZM221 42V41H220ZM233 42V41H232ZM46 43V42H45ZM60 43V42H59ZM69 43V42H68ZM100 43V42H99ZM103 43V42H102ZM109 43V42H108ZM115 43V42H114ZM114 43H113V45H114ZM125 43V42H124ZM132 43V42H131ZM158 43V42H157ZM160 43H161V41H160ZM173 43V42H172ZM224 43V42H223ZM234 43V42H233ZM255 43V42H254ZM0 44L1 45H3L2 44V42H0ZM5 44V43H4ZM28 44H27V46H28ZM64 44V43H63ZM69 44H71V43H69ZM117 44V43H116ZM115 44V45H116ZM118 44H120V42L118 43ZM128 44V43H127ZM193 44V43H192ZM198 44V43H197ZM231 44V43H230ZM6 45V44H5ZM89 45H91V44H89ZM137 45H138V43H137ZM153 45V44H152ZM172 45V44H171ZM216 45V44H215ZM251 45V44H250ZM8 46H10V45H8ZM7 46V47H8ZM163 46V45H162ZM165 46V45H164ZM193 46V45H192ZM191 46V47H192ZM222 46V45H221ZM236 46V45H235ZM4 47V46H3ZM11 47H13V46H11ZM26 47V46H25ZM30 47H31V45H30ZM76 47V46H75ZM99 47V46H98ZM97 47V48H98ZM102 47V46H101ZM110 47V46H109ZM125 47V46H124ZM129 48H130V46H128ZM142 47V46H141ZM158 47V46H157ZM175 47H177V46H175ZM197 47V46H196ZM219 47V46H218ZM259 47V46H258ZM15 48V47H14ZM35 48V47H34ZM37 48V47H36ZM57 48V47H56ZM115 48V47H114ZM120 48V47H119ZM158 48H160V47H158ZM183 48V47H182ZM221 48V47H220ZM236 48V47H235ZM250 48V47H249ZM0 49H1V46H0ZM7 49V48H6ZM28 49V48H27ZM62 49V48H61ZM124 49V48H123ZM149 49V48H148ZM163 49V48H162ZM187 49V48H186ZM200 49H201V47H200ZM214 49V48H213ZM229 49V48H228ZM26 50V49H25ZM24 50V51H25ZM54 50V49H53ZM57 50V49H56ZM169 50V49H168ZM204 50H205V48H204ZM208 50H209V48H208ZM223 50V49H222ZM231 50V49H230ZM263 50V49H262ZM23 51V50H22ZM103 51V50H102ZM114 51V50H113ZM134 51V50H133ZM138 51V50H137ZM145 51H146V49H145ZM160 51H162V50H160ZM200 51V50H199ZM218 51V50H217ZM18 52V51H17ZM59 52V51H58ZM68 52V51H67ZM96 52H98V51H96ZM147 52V51H146ZM164 52V51H163ZM170 52V51H169ZM168 52V53H169ZM185 52V51H184ZM187 52V51H186ZM258 52V51H257ZM39 53V52H38ZM55 53V52H54ZM62 53V52H61ZM70 53H72V52H70ZM75 53V52H74ZM78 53V52H77ZM115 53H116V51H115ZM133 53V52H132ZM165 53V52H164ZM175 53V52H174ZM181 53V52H180ZM179 53V54H180ZM190 53V52H189ZM218 53V52H217ZM26 54V53H25ZM28 54V53H27ZM44 54H46V53H44ZM43 54V55H44ZM81 54V53H80ZM87 54V53H86ZM122 54V53H121ZM120 54V55H121ZM125 53H123V55H124ZM149 54V53H148ZM152 54V53H151ZM156 54V53H155ZM195 54V53H194ZM251 54V53H250ZM249 54V55H250ZM260 54V53H259ZM12 55V54H11ZM17 55V54H16ZM47 55V54H46ZM100 55V54H99ZM99 55H97V56H99ZM147 55V54H146ZM184 55V54H183ZM196 55V54H195ZM213 54H211V56H212ZM48 56V55H47ZM56 56V55H55ZM60 56V55H59ZM71 56V55H70ZM94 56V55H93ZM101 56V55H100ZM107 56V55H106ZM116 56V55H115ZM152 56V55H151ZM156 56H157V54H156ZM168 56H170V55H168ZM216 56V55H215ZM229 56V55H228ZM235 56V55H234ZM245 56V55H244ZM8 57V56H7ZM19 57V56H18ZM61 57V56H60ZM75 57H76V55H75ZM74 57V58H75ZM121 57V56H120ZM141 57V56H140ZM188 57V56H187ZM194 57V56H193ZM223 57V56H222ZM11 58V57H10ZM89 58V57H88ZM95 58V57H94ZM112 58H113V56H112ZM111 58V59H112ZM147 58V57H146ZM153 58V57H152ZM169 58V57H168ZM177 58V57H176ZM205 58V57H204ZM212 58V57H211ZM252 58H254V57H252ZM2 59V58H1ZM5 59V58H4ZM24 59V58H23ZM60 59V58H59ZM116 59V58H115ZM136 59V58H135ZM158 59V58H157ZM156 59V60H157ZM159 59H160V57H159ZM219 59V58H218ZM263 59V58H262ZM16 60H19V58L17 59V56H16ZM28 60V59H27ZM106 60V59H105ZM122 60V59H121ZM147 60V59H146ZM199 60V59H198ZM204 60V59H203ZM214 60V59H213ZM254 60V59H253ZM117 61V60H116ZM148 61V60H147ZM155 61V60H154ZM153 61V62H154ZM158 61V60H157ZM201 61V60H200ZM210 61V60H209ZM208 61V62H209ZM242 61H243V59H242ZM241 61V62H242ZM252 61V60H251ZM74 62H75V60H74ZM134 62V61H133ZM163 62V61H162ZM195 62V61H194ZM219 62V61H218ZM245 62V61H244ZM42 63V62H41ZM78 63V62H77ZM84 63V62H83ZM91 63V62H90ZM102 63V62H101ZM100 63V64H101ZM107 63V62H106ZM106 63H104L105 65H103V67H105V69H107V72L105 71V69L102 67V65H101V69H103V73H104V71L106 72L105 74H103V73H101V74H103V75H109L108 77L110 78V74L111 73H108V71L110 70L111 71V69L109 68H107V65H106ZM151 62H149V64H150ZM160 63H161V61H160ZM169 63V62H168ZM168 63H166V65L168 64ZM214 63V62H213ZM216 63V62H215ZM243 63V62H242ZM255 63V62H254ZM48 64V63H47ZM50 64V63H49ZM91 64H93V63H91ZM148 63H146L145 65L143 64V67L142 68H144L142 71L140 70V67L141 66H136L135 68H137V67H139V71H138V69L137 70H133V69H130V67L131 66H129V68L128 69H125V70H127V72H131L133 75H134V77L135 76H137L136 75V73H137V71H138V73H139V75L141 74V75H143V76H147V78L148 77H151L152 79H154V81L156 82V80H155V78L154 77H152V76H157V77H159V76H161V78L163 77L164 78V80L166 79L165 77H166V72H165V70L168 68V72H170L169 74H171L172 72H173V70L172 69H174V67H176L175 68V72L177 73L176 75H173L172 74V76H175L176 78H172V79H170L171 77H169L168 79V82L169 81H171L170 83H168L169 85L167 86V87H169L170 86V84H171V87L170 88H172V92L174 91V94H173V96H175L176 97V99L178 98V101L179 102H177L178 103V105H179V103H180V108L182 107L183 109H184V111L186 112V113H188L189 112V114H188V116H190V114L192 113V111H190V110H188L189 108H187V106H185L186 104L185 103H183L182 101L185 99L184 97H188L187 96V94L191 91V93H192V90L191 89H193L192 88V86H193V83L194 82H196V78H195V81L193 82V78H192V74L190 75V71H189V68H191L192 69V67H190L189 66V64H184V65H188L189 66V68L187 67V66H184L183 68H184V70L186 69V67L188 68V74L187 75H184V77H182L183 76V74H182V76H181V74L179 73V71H180V68H179V65H177L178 66V68H177V66L175 65H171L170 63H169V66L168 67H165L166 65H162V66H164L165 68L164 69H162V67L161 66H159V67H157V69L159 70H156L155 69V66L154 65H149ZM152 64V63H151ZM202 64V63H201ZM205 64V63H204ZM207 64V63H206ZM247 64V63H246ZM252 64V63H251ZM27 65H28V63H27ZM79 65V64H78ZM82 65V64H81ZM114 65V64H113ZM113 65H111V66H113ZM131 65H132V68H133V64L131 63ZM135 65V64H134ZM137 65H139V64H137ZM181 65V64H180ZM182 65H183V63H182ZM181 65V66H182ZM222 65V64H221ZM232 65V64H231ZM239 65V64H238ZM242 65V64H241ZM250 65V64H249ZM17 66V65H16ZM15 66V67H16ZM40 66V65H39ZM58 66V65H57ZM60 66H61V64H60ZM90 66V65H89ZM88 66V67H89ZM92 66V65H91ZM95 66V65H94ZM110 66V64L108 65V67ZM110 66V67H111ZM180 66V67H181ZM259 66V65H258ZM4 67V66H3ZM25 67V66H24ZM62 67V66H61ZM87 67V68H88ZM98 67H100V66H98ZM194 67V66H193ZM222 67V66H221ZM241 67V66H240ZM252 67V66H251ZM250 67V68H251ZM55 68V67H54ZM92 68H96V67H91V70H92ZM111 68H113V67H111ZM116 68V67H115ZM134 68V69H135ZM169 68H172V69H169ZM182 68V67H181ZM182 68V69H183ZM24 69V68H23ZM28 69V68H27ZM58 69V68H57ZM98 69V68H97ZM121 69V67L119 68V70ZM123 69V68H122ZM232 69V68H231ZM240 69V68H239ZM263 69V68H262ZM18 70V69H17ZM25 70V69H24ZM64 70V69H63ZM118 70V71H119ZM184 70H182V71H184ZM199 70V69H198ZM203 71H204V69H202ZM228 70V69H227ZM33 71H35V70H33ZM54 71V70H53ZM80 71V70H79ZM88 71V70H87ZM109 71V72H110ZM113 72H114V74H117L115 71L116 70H112ZM192 71V70H191ZM195 71H197V70H195ZM195 71L193 72L192 71V73H195ZM200 72H201V69L199 70ZM216 71V70H215ZM248 71V70H247ZM251 71V70H250ZM63 72V71H62ZM69 72V71H68ZM95 72V71H94ZM93 71H92V73H94ZM112 72V73H113ZM119 72H121V71H119ZM118 72V73H119ZM186 72V71H185ZM207 72V71H206ZM206 72L204 71V73L206 74ZM220 72V71H219ZM237 72V71H236ZM38 73V72H37ZM41 73V72H40ZM43 73V72H42ZM56 73V72H55ZM66 73V72H65ZM198 73V72H197ZM203 72H202V74L201 75H203L204 74ZM208 73V72H207ZM216 73V72H215ZM222 73V72H221ZM68 74V73H67ZM120 74V73H119ZM121 74H123V73H121ZM155 74V75H154ZM186 74V73H185ZM196 74V73H195ZM211 74H213L212 73V70H211ZM247 74V73H246ZM42 75V74H41ZM63 75V74H62ZM61 75V76H62ZM74 75H76V73H74ZM82 75V74H81ZM96 75V74H95ZM141 75H140V77H141ZM159 75V76H158ZM178 75V76H177ZM200 75V76H201ZM216 75V74H215ZM214 75V76H215ZM224 75V74H223ZM240 75V74H239ZM6 76H7V74H6ZM93 76V74L91 75V76H89V78L90 77H92ZM100 76H102V75H100ZM99 76V77H100ZM107 76H105L106 78H107ZM114 76V75H113ZM118 76V75H117ZM121 76V75H120ZM120 76H118V77H120ZM124 76V75H123ZM130 76V75H129ZM142 76V77H143ZM194 76V75H193ZM197 76V75H196ZM206 76V75H205ZM213 76V75H212ZM229 76V75H228ZM246 76V75H245ZM248 76V75H247ZM264 76V75H263ZM24 77V76H23ZM31 77V76H30ZM54 77H56V76H54ZM59 77V76H58ZM84 77V76H83ZM82 77V78H83ZM97 77V76H96ZM104 76H102V81L104 80V78H105ZM114 77H116V76H114ZM117 77V78H118ZM141 77V78H142ZM52 78V77H51ZM62 78V77H61ZM66 78H69V77H66ZM93 78V77H92ZM101 78V77H100ZM123 78V77H122ZM130 79L132 78V77H129ZM139 78V77H138ZM140 78V80H142ZM145 77H143V79H144ZM151 78H148L149 80L151 79ZM160 78V77H159ZM254 78V77H253ZM258 78V77H257ZM260 78V77H259ZM10 79V78H9ZM111 79V78H110ZM121 79V78H120ZM119 78L118 79H116V80H119V81H123L122 79L120 80ZM128 79V78H127ZM126 79V80H127ZM135 79H136V77H135ZM134 79V80H135ZM200 79H202V76H201V78ZM206 78H204V80H205ZM209 79V78H208ZM214 79H216V78H214ZM20 80V79H19ZM22 80H24V79H22ZM26 80V79H25ZM34 80V79H33ZM42 80V79H41ZM43 80H44V78H43ZM51 80V79H50ZM69 80V79H68ZM82 80H84V79H82ZM96 80V79H95ZM100 80V79H99ZM109 80V79H108ZM147 81V84L150 82V81ZM158 80V79H157ZM160 80V79H159ZM242 80V79H241ZM7 81V80H6ZM5 81V79H3V78H1V76H0V87L1 88H5V87H3V86H1L2 84H5L6 85V83H4V82H6ZM64 81V80H63ZM70 81V80H69ZM73 81V80H72ZM102 81H101V83H102ZM112 81V80H111ZM137 81V80H136ZM151 81H153V80H151ZM200 81H202V80H200ZM8 82V81H7ZM33 82V81H32ZM45 82V81H44ZM48 82V81H47ZM106 82H107V79H106ZM105 82V80H104V83H106ZM115 82V81H114ZM118 82V81H117ZM127 82V81H126ZM144 82H145V79H144ZM154 82V84H151L150 85V89H148V87H147V89L145 88L144 90H149V95H151L150 97H152L151 99H153L154 100V104L156 105V106H154L155 108H157V107H159V109H163L164 108V106L165 105H167L165 102L166 101H164L163 100V97H164V95L163 94H161L160 92H159V90L157 89V86H155V85H157L156 83H158V82H156L155 83ZM212 82V81H211ZM215 82V81H214ZM216 82H217V80H216ZM220 82V81H219ZM226 82V81H225ZM15 83V82H14ZM20 83V82H19ZM27 83V82H26ZM39 83V82H38ZM51 83V82H50ZM83 83V82H82ZM85 83V82H84ZM109 83V81L107 82V84ZM125 83V82H124ZM129 83V82H128ZM133 83H134V81H133ZM139 83H141V82H139ZM138 83V84H139ZM160 83V82H159ZM164 83V82H163ZM166 83V84H167ZM229 83V82H228ZM257 83V82H256ZM7 84H9V83H7ZM32 84H35V83H32ZM46 84H48V83H46ZM45 84V85H46ZM69 84V83H68ZM98 84V83H97ZM202 84V83H201ZM210 84V83H209ZM224 84V83H223ZM226 84V83H225ZM244 84V83H243ZM16 85V84H15ZM49 85V84H48ZM83 85V84H82ZM110 85V84H109ZM112 85H113V83H112ZM119 86L120 87V89L122 90L123 89V91H124V93H126V94H128L127 96H128V98H131V96H132V92H134V91H130L131 89L129 88L130 86H129V84L127 85H125V84H123V83H120V82H118V84H116V86ZM135 85V84H134ZM133 84H132V86H134ZM140 85V84H139ZM142 85H143V83H142ZM141 85V86H142ZM161 85H162V83H161ZM196 85V84H195ZM200 85V84H199ZM199 85H197L198 87H199ZM203 85V84H202ZM222 85V84H221ZM220 85V86H221ZM7 86V85H6ZM35 86V85H34ZM62 86V85H61ZM64 86V85H63ZM78 86V85H77ZM117 86V87H118ZM127 86H129V87H127ZM138 86V85H137ZM160 86V85H159ZM165 86V85H164ZM196 86V87H197ZM224 86V85H223ZM248 86V85H247ZM247 86H246V89H247ZM256 86V85H255ZM264 86V85H263ZM9 86H7V88H8ZM13 87V86H12ZM41 87V86H40ZM50 87H51V85H50ZM55 87H56V85H55ZM68 87L69 86H67V89H68ZM74 87V86H73ZM96 87V86H95ZM94 87V88H95ZM98 87H99V85H98ZM161 87V86H160ZM160 87H158V88H160ZM201 87V86H200ZM225 87V86H224ZM243 87V86H242ZM1 88H0V90H1ZM6 88V89H7ZM15 88H16V86H15ZM62 88V87H61ZM76 88V87H75ZM86 88H88V87H86ZM84 89V88H81V89H79L78 91L81 93H83L84 92V97H83V100H82V104H79L78 106H79V108H83V109H85L86 107H87V109H88V106L89 107H93V109L95 108V107H98L97 109H96V111L99 109V107L100 108H102L103 109V113H104V110H106L109 114H110V116H108L107 118H105V117H103V119L105 118V122H106V119H108L109 118V121H107L108 123H106V125L108 124V127H110V129H111V131L113 130L115 133H112V134H117V136H118V133H120V135L121 134H123V136H124V138H123V143L125 144V147L130 151L131 149H133V150H137L138 151V149H140V148H142V146L144 147V144H146L145 145V147L146 146H150L151 145V142H150V140L147 138L148 136H149V138H150V135L149 134H153V136H156V137H159V138H161L160 136L162 135V138L164 139V141L165 142H169L168 144H170L171 146H172V151L173 152H175L176 151V149L182 154V155H184L182 152H186V149H185V151L184 150H182V149H184V146H183V143H182V141H184V140H182L181 138H177V137H175V136H177V134L176 135H174V133H173V131H172V129H170V127L168 126V125H166L163 121L164 120H159V119H157V117L156 118H152V119H148V118H145L143 115H142V117H140L141 115L139 114L138 116L140 117V118H137L138 116H137V114H136V116L135 115H132V114H134V112L133 113H130L126 108H125V105H123V103L121 102V100H120V98L122 97L121 96V94L122 93H120V95L119 96H121L120 98L118 97V96H116V93H118V92H116L115 93V91L114 90H112V91H114L113 93H115V95L114 94H112V93H109L108 95H106V93L108 92L107 91V89H106V93L105 94H101V95H95V94H93V93H87V89ZM90 88V87H89ZM102 88V87H101ZM103 88H104V86H103ZM107 88V87H106ZM129 88V89H128ZM134 88V87H133ZM137 88V87H136ZM143 88H144V85H143ZM194 88H195V86H194ZM205 88V87H204ZM204 88H202L203 89V91H207V89H205L204 90ZM213 88V87H212ZM244 88V87H243ZM20 89H22V88H20ZM29 89V88H28ZM37 89H39V88H37ZM45 89V88H44ZM70 89V88H69ZM110 89H113L112 88V86H110ZM118 90H119V88H117ZM142 89V88H141ZM166 88H164V90H165ZM174 89V90H173ZM201 89V90H202ZM226 89V88H225ZM231 89V88H230ZM230 89H229V91H230ZM5 89H3V91H4ZM8 90V91H7ZM7 90H5L4 92H6V95L2 92L1 93V91H0V93L1 94H3L4 96H5V98L3 97V95H1L2 96V98H4L5 100H6V102H7V100H8V102L11 100V101H13V103H11V105L12 104H16V106H17V108L19 107V106H25V104H24V102L22 103V100L23 99H21V97L19 96V92L18 93H16V92H14V91H9V89H7ZM12 90V89H11ZM30 90V89H29ZM51 90V89H50ZM62 90V89H61ZM101 90V89H100ZM103 90V89H102ZM116 90V89H115ZM138 90H140L139 88H138ZM166 90H168V88L166 89ZM170 90V89H169ZM200 90V91H201ZM212 90H214V89H212ZM254 90V89H253ZM256 90V89H255ZM35 91V90H34ZM54 91H56L55 89H54ZM89 91H90V89H89ZM161 91H162V88H161ZM195 91V90H194ZM198 91V90H197ZM199 91V92H200ZM228 91V92H229ZM29 92V91H28ZM31 92V91H30ZM78 92V93H79ZM94 92V91H93ZM102 92V91H101ZM105 92V91H104ZM109 92H110V90H109ZM119 92H122V91H120L119 90ZM141 93H142V91H140ZM166 92V91H165ZM196 92V91H195ZM21 93V92H20ZM38 93V92H37ZM55 93V92H54ZM62 93V92H61ZM76 93V92H75ZM98 93V92H97ZM100 93V92H99ZM103 93V92H102ZM139 93V92H138ZM168 93V92H167ZM171 93V92H170ZM203 93H205V92H202L201 93V95L203 94ZM234 93V92H233ZM254 93V92H253ZM30 94V93H29ZM77 94V93H76ZM119 94V93H118ZM193 94V93H192ZM206 94V93H205ZM32 95V94H31ZM49 95V94H48ZM133 95H135V94H133ZM143 95V94H142ZM141 95V96H142ZM200 95V96H201ZM210 95H212V94H210ZM224 95V94H223ZM260 95V94H259ZM23 96H24V94H23ZM37 96V95H36ZM57 96V95H56ZM62 96V95H61ZM203 96V95H202ZM24 97H26V96H24ZM40 97V96H39ZM58 97V100L61 102L62 101V99H61V97L60 96H57ZM57 97H55V98H57ZM75 97H76V95H75ZM124 97V96H123ZM205 97V99H206V96H204ZM209 97V96H208ZM216 97V96H215ZM218 97V96H217ZM258 97V96H257ZM260 97V96H259ZM73 98H74V96H73ZM81 98V97H80ZM165 98V97H164ZM184 98V99H183ZM192 98V97H191ZM194 98V97H193ZM193 98H192V100H193ZM219 98H221V97H219ZM262 98V97H261ZM42 99H43V96H42ZM45 99V98H44ZM46 99H47V97H46ZM66 99V98H65ZM123 99V98H122ZM131 99H133V98H131ZM140 99V98H139ZM183 99V100H182ZM188 99V98H187ZM189 99H190V97H189ZM211 99V98H210ZM214 99H217V98H214ZM2 100V99H1ZM30 100V99H29ZM56 100V99H55ZM73 100V99H72ZM75 100V99H74ZM136 100V99H135ZM200 100V99H199ZM228 100V99H227ZM10 101V102H11ZM37 101V100H36ZM41 101V100H40ZM44 101V100H43ZM58 101V102H59ZM67 101V100H66ZM81 101V100H80ZM79 101V102H80ZM131 101V100H130ZM187 101H189V100H187ZM207 101V100H206ZM219 101V100H218ZM5 102V101H4ZM71 102V101H70ZM78 102V103H79ZM125 102V101H124ZM133 102H134V99H133ZM132 102V103H133ZM135 102H137V101H135ZM148 102V101H147ZM146 102V103H147ZM168 102V101H167ZM210 102V101H209ZM220 102V101H219ZM223 102V101H222ZM233 102V101H232ZM30 103V102H29ZM28 103V104H29ZM41 103V102H40ZM46 103V102H45ZM61 103H65V102H61ZM68 103V102H67ZM140 103V102H139ZM169 103V102H168ZM201 103V102H200ZM228 103H229V101H228ZM1 104V106L2 105H5V104H2V103H0ZM27 104V103H26ZM137 104V103H136ZM143 104V103H142ZM148 104V103H147ZM188 104H189V102H188ZM192 104H193V102H192ZM203 104V103H202ZM210 104V103H209ZM214 103H212V105H213ZM7 105V104H6ZM19 105V106H18ZM71 105V104H70ZM95 107H94V106ZM132 105V104H131ZM134 105H135V103H134ZM169 105H170V103H169ZM177 105V106H178ZM199 105V104H198ZM216 105V104H215ZM63 106V105H62ZM62 106H61V108H62ZM174 106H175V104H174ZM230 106V105H229ZM3 107L4 106H2V107H0V117H1V120H3V121H12V123H13V120H15L16 119V117H15V115L16 114H18L19 115V113H16V111H14V112H10V111H4V109H3ZM6 107H9V106H6ZM22 107H20V108H22ZM127 107V106H126ZM138 107V106H137ZM149 107V106H148ZM190 107V106H189ZM192 107V106H191ZM194 107V106H193ZM197 107V106H196ZM213 107V106H212ZM224 107V106H223ZM2 108V109H1ZM13 108V107H12ZM16 108V107H15ZM42 108V107H41ZM40 108V109H41ZM66 108V107H65ZM75 109H76V107H74ZM166 108V107H165ZM164 108V109H165ZM186 108V109H185ZM204 108V107H203ZM215 108H216V106H215ZM219 108V107H218ZM6 109V108H5ZM32 109V108H31ZM37 109V108H36ZM39 109V110H40ZM53 109V108H52ZM51 109V110H52ZM54 109H55V107H54ZM71 109H73V107L71 108ZM70 109V110H71ZM74 109V110H75ZM133 109V108H132ZM145 109V108H144ZM179 109V108H178ZM183 109H182V111H183ZM196 109V108H195ZM195 109H193V110H195ZM27 110V109H26ZM29 110V109H28ZM34 109H32V111H33ZM43 110V109H42ZM40 111V113L41 112H43V111ZM64 110V109H63ZM101 110V109H100ZM99 110V111H100ZM140 110V109H139ZM138 110V111H139ZM167 110V109H166ZM219 110V109H218ZM255 110H257V109H255ZM12 111H13V109H12ZM20 111V110H19ZM18 111V112H19ZM25 111V110H24ZM49 111V110H48ZM47 111V112H48ZM67 111V110H66ZM78 111V110H77ZM95 111V110H94ZM99 111H98V113H99ZM105 111V112H106ZM134 111V110H133ZM142 111H143V109H142ZM145 111V110H144ZM175 111V110H174ZM177 111V110H176ZM179 111H181V109H179ZM205 111V110H204ZM210 111V110H209ZM215 111V110H214ZM260 111V110H259ZM45 112H46V110H45ZM58 112V111H57ZM60 112H62V111H60ZM83 112V111H82ZM86 112V111H85ZM93 112V111H92ZM101 112V111H100ZM150 112V111H149ZM168 112V111H167ZM30 113V112H29ZM71 113V112H70ZM88 113V112H87ZM95 113V112H94ZM179 113V112H178ZM180 113H182V112H180ZM185 113V114H186ZM208 113V112H207ZM264 113V112H263ZM47 114V113H46ZM69 114V113H68ZM85 114V113H84ZM95 114H97V112L95 113ZM101 115H102V113H100ZM106 114V113H105ZM109 114H107V115H109ZM152 114V113H151ZM194 114H196L195 112H194ZM21 115V114H20ZM19 115V116H20ZM24 115L25 116H27V114H25L24 113ZM41 115H43V113L41 114ZM56 115V114H55ZM61 115V114H60ZM65 115V114H64ZM82 115V114H81ZM87 115V114H86ZM183 115H184V112H183ZM183 115H180V116H182V117H180L179 116V118H181V120L183 121V119L185 120L186 118H190V117H186V118H183L184 116ZM187 115V114H186ZM185 115V116H186ZM191 115H193V113L191 114ZM202 115V114H201ZM200 115V113L198 114L197 113V116H193L194 117V119H195V121H193V120H189V130H194V131H196V132H194V134L195 135H197V136H195V137H197L200 141H205V139H206V136L207 135H203V134H205L204 132H202V130H200L199 129V127L197 126L198 124H196V123H199V122H202L203 123V120H202V116ZM213 115V114H212ZM212 115H211V117H212ZM255 115V114H254ZM25 116L23 117V115H22V119H21V122H23L22 120H24V122H27V121H32L31 119H32V117H31V119H30V117H29V119L30 120H28V117L27 118H25ZM46 116V115H45ZM75 116V115H74ZM106 116V115H105ZM80 117V116H79ZM94 117V116H93ZM102 117V116H101ZM136 117V118H135ZM147 117V116H146ZM174 117V116H173ZM177 117V116H176ZM193 117L192 118H190V119H193ZM15 118V119H14ZM20 118H21V116H20ZM45 118V117H44ZM55 118H58L59 119V116L58 117H55ZM70 118H72V116H70ZM81 118V117H80ZM183 118V119H182ZM83 119V118H82ZM87 119V118H86ZM99 119V118H98ZM134 119V120H133ZM175 119V118H174ZM188 119H186V120H188ZM20 120V119H19ZM35 120H37V119H35ZM44 119H41V122L43 121ZM57 120V119H56ZM95 120V119H94ZM136 120H137V122H136ZM55 121V120H54ZM72 121H74V122H76L75 120H72ZM71 121V119H69L68 117H66V118H63L62 119V116H61V119L58 121L59 122V124H57V122H54V123H56L57 124V127H58V125H60L61 127L62 126H64L63 127V129L65 128V125H69V123L70 122H72ZM104 121V120H103ZM190 121H193V122H190ZM1 122V121H0ZM20 122V123H21ZM40 122V123H41ZM184 122V121H183ZM186 122V121H185ZM184 122V123H185ZM210 122V121H209ZM262 122H263V120H262ZM36 123V122H35ZM45 123H46V121H45ZM98 123V122H97ZM96 123V124H97ZM177 123V122H176ZM254 123V122H253ZM18 124V123H17ZM56 124L54 125V127L56 126ZM75 125L77 124V123H74ZM79 124V123H78ZM95 124V123H94ZM102 124V123H101ZM178 124V123H177ZM205 124V123H204ZM49 124H47V126H48ZM74 125V126H75ZM90 125V124H89ZM139 125H141V126H143V129L142 130H140V131H138L139 129H140V127L141 126H139ZM145 125H147V126H149V127H147V128H144V126ZM11 126V125H10ZM50 126V125H49ZM73 126V127H74ZM187 126V127H188ZM264 126V125H263ZM12 127V126H11ZM10 127V128H11ZM17 127V126H16ZM15 127V128H16ZM32 127V126H31ZM30 127V128H31ZM35 127H37V126H35ZM94 127V126H93ZM98 127V126H97ZM14 128V127H13ZM34 128V127H33ZM44 128V127H43ZM42 128V129H43ZM69 127H67V129H68ZM76 128V127H75ZM78 128V127H77ZM76 128V129H77ZM1 129V128H0ZM8 129V128H7ZM38 129V128H37ZM45 129V128H44ZM57 129V128H56ZM91 129V128H90ZM177 129H178V127H177ZM1 130H4V129H1ZM11 130V129H10ZM21 130V129H20ZM34 130V129H33ZM58 130H59V128H58ZM62 130V129H61ZM65 130V129H64ZM174 130V129H173ZM176 130V129H175ZM206 130V129H205ZM211 130V129H210ZM9 131V130H8ZM44 131V130H43ZM50 131V130H49ZM54 131H55V129H54ZM66 131V130H65ZM88 131V130H87ZM86 131V132H87ZM93 131V130H92ZM91 131V132H92ZM183 131H185V129L183 128ZM18 132V131H17ZM56 132V131H55ZM54 132V133H55ZM70 132V131H69ZM73 132V131H72ZM79 132V131H78ZM104 132V131H103ZM137 132V133H136ZM140 132L141 133H143V135L142 136H144V138H142L141 139V137H139V135L138 134H140ZM176 132H178V131H176ZM192 132V133H193ZM30 133H31V131H30ZM35 133H36V131H35ZM64 133V132H63ZM71 133V132H70ZM2 134V133H1ZM5 134V133H4ZM13 134V133H12ZM23 134V133H22ZM28 134V133H27ZM32 134V133H31ZM37 134V133H36ZM99 134V133H98ZM209 134V133H208ZM3 135V134H2ZM41 135V134H40ZM49 135H51V134H49ZM62 135V134H61ZM67 135V134H66ZM73 135V134H72ZM80 135V134H79ZM119 135V136H120ZM184 135V134H183ZM203 135V136H202ZM17 136V135H16ZM52 136V135H51ZM75 136V135H74ZM92 136V135H91ZM98 136V135H97ZM23 137H25V136H23ZM28 137V136H27ZM41 137H43V136H41ZM107 137V136H106ZM194 137V138H195ZM202 137H205L204 139L202 138ZM13 138V137H12ZM30 138V137H29ZM34 138V137H33ZM44 138V137H43ZM73 138V137H72ZM101 138H102V136H101ZM112 138V137H111ZM193 138V139H194ZM23 139H25V138H23ZM42 139V138H41ZM54 139V138H53ZM58 139V138H57ZM64 139V138H63ZM92 139V138H91ZM115 139H117V138H115ZM178 139H181V142H180V140H178ZM186 139H188V138H186ZM2 140V139H1ZM19 140V139H18ZM20 140H21V138H20ZM56 140V139H55ZM69 140V139H68ZM103 140V139H102ZM195 140V139H194ZM209 140H212L211 138L209 139ZM3 141V140H2ZM8 141H9V139H8ZM11 141V140H10ZM28 141V140H27ZM66 141V140H65ZM81 141V140H80ZM84 141V140H83ZM95 141V140H94ZM104 141V140H103ZM186 141V140H185ZM184 141V142H185ZM197 141V145L198 144H201V142L199 143V141L198 140H196ZM206 141H208V140H206ZM202 142V143H204V144H206V146L209 148V144L207 143V142ZM29 142V141H28ZM34 142V141H33ZM44 142H45V139H44ZM67 142V141H66ZM161 142V141H160ZM178 142H180L181 144H182V146L181 147H178V144H180V143H178ZM8 143V142H7ZM10 143V142H9ZM64 143V142H63ZM89 143H90V141H89ZM117 143V142H116ZM121 143V142H120ZM159 143V142H158ZM164 143V142H163ZM193 143H195V142H193ZM210 143V142H209ZM212 143H214V142H212ZM1 144V143H0ZM4 144H6V143H4ZM17 144H18V142H17ZM32 144V143H31ZM192 144V143H191ZM204 144H203V146L202 147H205L204 146ZM208 144V145H207ZM21 145V144H20ZM41 145V144H40ZM61 145V144H60ZM64 145V144H63ZM67 145V144H66ZM103 145H105V144H103ZM118 145V144H117ZM120 145V144H119ZM157 145V144H156ZM214 145H216V144H214ZM35 146H37V145H34V147ZM54 146V145H53ZM72 146V145H71ZM77 146V145H76ZM157 146H160V145H157ZM185 146H186V144H185ZM190 146V145H189ZM201 146V145H200ZM213 146V145H212ZM216 146H218V145H216ZM216 146H215V148H216ZM3 147V146H2ZM11 147V146H10ZM14 147V146H13ZM21 147V146H20ZM22 147H23V145H22ZM32 147V146H31ZM42 147V146H41ZM56 147V146H55ZM54 147V148H55ZM65 147V146H64ZM72 147H74V146H72ZM84 147V146H83ZM96 147V146H95ZM120 147V146H119ZM118 147V148H119ZM124 147V148H125ZM183 147V148H182ZM188 147V146H187ZM193 147V146H192ZM211 147V146H210ZM221 147V146H220ZM219 147V148H220ZM5 148V147H4ZM33 148V147H32ZM31 148V149H32ZM58 148V147H57ZM87 148V147H86ZM115 148V147H114ZM117 148V147H116ZM125 148V149H126ZM161 148H162V146H161ZM173 148L175 149V150H173ZM180 148V149H179ZM182 148V149H181ZM190 148V147H189ZM206 148V147H205ZM15 149V148H14ZM19 149V148H18ZM21 149V148H20ZM22 149H26V147L25 148H22ZM153 149V148H152ZM202 149V148H201ZM37 150V149H36ZM46 150V149H45ZM62 150V149H61ZM81 150V149H80ZM163 150V149H162ZM182 150V151H181ZM207 150H209V149H207ZM211 150V149H210ZM213 150H214V152H215V149H213L212 148V154H213ZM216 150H219L218 148H216ZM18 151V150H17ZM30 151V150H29ZM48 151V150H47ZM75 151H76V149H75ZM74 151V152H75ZM86 151V150H85ZM104 151V150H103ZM124 151V150H123ZM127 151V150H126ZM132 151V150H131ZM143 151V150H142ZM150 151V150H149ZM190 151V150H189ZM189 151H188V153H189ZM7 152V151H6ZM12 152V151H11ZM21 152V151H20ZM23 152H24V150H23ZM26 152H27V150H26ZM25 152V154H27ZM31 152H33V151H31ZM42 152V151H41ZM54 152V151H53ZM59 152V151H58ZM72 152V151H71ZM107 152V151H106ZM135 153H136V151H134ZM169 152V151H168ZM179 152H177V153H179ZM201 152V151H200ZM221 152H223V151H221ZM29 153V152H28ZM60 153V152H59ZM80 153V152H79ZM102 153V152H101ZM108 153V152H107ZM117 153V152H116ZM139 153V152H138ZM150 153V152H149ZM162 153V152H161ZM166 153V152H165ZM202 153V152H201ZM206 153V152H205ZM216 153H217V151H216ZM218 153H220L219 151H218ZM10 154V153H9ZM18 154V153H17ZM22 154V153H21ZM20 154V155H21ZM31 154V153H30ZM34 154H35V151H34ZM33 154V155H34ZM51 154V153H50ZM73 154V153H72ZM115 154V153H114ZM118 154H120V153H118ZM131 154H132V152H131ZM157 154V153H156ZM155 154V155H156ZM163 154V153H162ZM169 154V153H168ZM208 154V153H207ZM215 154V153H214ZM212 155L214 158H216L215 157V155ZM37 155V154H36ZM63 155H64V153H63ZM67 155H69V154H67ZM100 155V154H99ZM108 155V154H107ZM123 155V154H122ZM127 155V154H126ZM125 155V156H126ZM129 155V154H128ZM133 155V154H132ZM131 155V156H132ZM181 155V156H182ZM220 155V154H219ZM227 155V154H226ZM1 156V155H0ZM25 156H27V155H25ZM29 156V155H28ZM39 156V155H38ZM41 156V155H40ZM44 156H45V154H44ZM134 156V155H133ZM137 156V155H136ZM151 156L153 157V155L151 154ZM179 156V155H178ZM180 156V157H181ZM187 156H189V155H187ZM193 156V155H192ZM191 156V157H192ZM196 156V155H195ZM207 156V155H206ZM210 157H211V154L209 155ZM222 156H223V154H222ZM225 156V155H224ZM5 157V156H4ZM51 157V156H50ZM55 157V156H54ZM77 157V156H76ZM121 157V156H120ZM119 157V158H120ZM165 157V156H164ZM19 158V157H18ZM82 158V157H81ZM84 158H85V156H84ZM92 158V157H91ZM94 158V157H93ZM124 158V157H123ZM128 158H130V157H128ZM132 158H134V157H132ZM149 158V157H148ZM184 158H185V156H184ZM193 158V157H192ZM192 158H189V159H192ZM199 158V157H198ZM200 158H201V156H200ZM199 158V159H200ZM207 158H208V160H209V157L207 156ZM207 158L205 159V161H207ZM213 158V159H214ZM217 158H219V156L217 155ZM220 158H221V156H220ZM223 159H224V157H222ZM227 158V157H226ZM1 159V158H0ZM35 159V158H34ZM42 159V158H41ZM48 159V158H47ZM53 159V158H52ZM65 159H67V158H65ZM70 159V158H69ZM120 159H122V158H120ZM169 159V158H168ZM187 159V158H186ZM185 159V160H186ZM196 160H197V158H195ZM203 159V158H202ZM213 159H211V160H213ZM43 160V159H42ZM46 160V159H45ZM54 160V159H53ZM71 160V159H70ZM94 160V159H93ZM141 160V159H140ZM184 160V159H183ZM218 160V159H217ZM44 161V160H43ZM48 161H50V160H48ZM59 161V160H58ZM63 161V160H62ZM65 161H68V160H65ZM84 161V160H83ZM121 161V160H120ZM131 161V160H130ZM136 161V160H135ZM142 161V160H141ZM154 161V160H153ZM165 161V160H164ZM169 161V160H168ZM181 161V160H180ZM187 161H189V160H187ZM204 160H202V162H203ZM204 161V162H205ZM220 161V160H219ZM222 161V160H221ZM0 162H2L1 160H0ZM5 162V161H4ZM35 162H36V160H35ZM51 162V161H50ZM50 162H46L45 163V161H44V164H45V166L46 167H43L44 168V174L45 175H47V176H49V177H52V176H50L51 174H53L54 173V171L56 172V169L54 170L53 169V164H52V162L50 163ZM127 162V161H126ZM140 162V161H139ZM184 162H186V161H184ZM193 162H194V160H193ZM215 162H218V161H216V159H215ZM225 162V161H224ZM29 163V162H28ZM27 163V164H28ZM42 163V162H41ZM52 165H50V164ZM65 163V162H64ZM119 163V162H118ZM154 163V162H153ZM166 163V162H165ZM201 163V162H200ZM210 163H213V162H210ZM210 163L208 164L209 165V167L211 168V167H213L214 168V166L216 165V167L219 165V163H218V165H217V163L215 164V163H213L214 164V166H210ZM222 163H223V161H222ZM226 163H228L227 161H226ZM260 163V162H259ZM61 164V163H60ZM110 164V163H109ZM124 164V163H123ZM191 164V163H190ZM189 164V165H190ZM14 165V164H13ZM23 165V164H22ZM22 165H21V167H22ZM33 164H28V166H25V168L27 169V170H29V171H31V173H32V175L30 176L31 177V179H28L27 177L26 178H19L20 177V175H19V173H17V174H15L16 172H21V170L19 171V169H20V166L19 165H16L15 164V168H13V170H10L9 168H7L6 169V167L4 166H2V169L0 168V235L2 236V237H7L8 238V236H9V232H8V234H7V232L6 231H8V230H10V231H13L14 232V234H16V236L18 237L16 240H14V238L11 240V239H9V241H10V244H17V245H15V246H17V247H19L18 249H20V254H19V256L21 257H19L20 259V261H19V263L21 264V263H23V264H28V263H30L31 262V260H41V261H45V262H47V263H53L54 264V262H55V254H56V252H54L53 251V248L51 247V245H50V241H48V237L49 236H58V237H61V235H62V232H60L61 230H68L69 228H68V226H67V217H68V215L69 214H67V212L65 211L66 209H64L65 208V206H69V207H71L73 204V201H75V200H73L72 198H71V193H72V190L70 191L69 189L71 188V184H68V179L66 180V179H64V180H61V181H59L58 179V181H55V180H53V178L54 177H52L51 178V180L49 181V179H45L44 177V175H41V174H38L37 173V170H35V167L34 166H32ZM39 165V164H38ZM122 165V164H121ZM130 165V164H129ZM193 165V164H192ZM191 165V166H192ZM195 165H197V164H195ZM260 165V164H259ZM263 165H264V163H263ZM56 166V165H55ZM55 166H54V168H55ZM112 166V165H111ZM134 166V165H133ZM221 166V164L218 166V167H220ZM11 167H14V166H11ZM23 167H24V165H23ZM22 167V168H23ZM81 167V166H80ZM113 167V166H112ZM125 167V166H124ZM171 167V166H170ZM193 167V166H192ZM222 167H224L226 170H228V172L231 174V176L233 177H235V176H237V174L235 175L234 174V172H233V170L232 169H230V165H228V168L227 167H225L223 164H222ZM233 167V166H232ZM39 168V167H38ZM71 168V167H70ZM75 168V167H74ZM77 168V167H76ZM88 168V167H87ZM99 168V169H98ZM108 168V167H107ZM114 168V167H113ZM117 168V167H116ZM134 168V167H133ZM207 168V166L205 167V169ZM15 169V170H14ZM24 169V168H23ZM104 169V168H103ZM122 169V168H121ZM131 169V168H130ZM194 169V168H193ZM220 169H222V168H220ZM26 170V171H27ZM95 170H97L96 171V175H97V177L98 178H100V180H103V181H105L104 183H107V181H106V178H105V173L103 172V171H101V169H100V167H96V169ZM111 170V169H110ZM113 170V169H112ZM180 170V169H179ZM184 170V169H183ZM188 170V169H187ZM223 170V169H222ZM16 171V172H15ZM23 171V170H22ZM36 171V172H35ZM65 171V170H64ZM81 171V170H80ZM93 171V170H92ZM121 171V170H120ZM123 171V170H122ZM139 171V170H138ZM190 171V170H189ZM201 171V170H200ZM199 171V172H200ZM203 171V170H202ZM212 171H214L213 169H212ZM211 171V172H212ZM264 171V170H263ZM15 172V173H14ZM39 172V171H38ZM90 172V171H89ZM126 172V171H125ZM183 172V171H182ZM193 172V171H192ZM191 172V173H192ZM198 172V173H199ZM207 172V171H206ZM205 172V173H206ZM228 172H225V173H228ZM236 172V171H235ZM12 173V174H11ZM57 173V172H56ZM65 173V172H64ZM110 173V172H109ZM176 173V172H175ZM190 173V172H189ZM238 173V172H237ZM241 173V172H240ZM239 173V174H240ZM13 174H15V176L16 175H18V178L17 177H13ZM58 174H60V177H62L63 175H61V170H60V172L58 173ZM58 174H56V175H58ZM120 174H122V172L120 173ZM129 174V173H128ZM193 174H194V172H193ZM218 174H220V173H218ZM229 174V175H230ZM238 174V175H239ZM12 175V176H11ZM55 175V174H54ZM75 175V174H74ZM73 175V176H74ZM127 175V174H126ZM182 175V174H181ZM209 175H210V173L208 174V177H209ZM215 175V174H214ZM214 175H212V176H214ZM216 175H217V171H216ZM215 175V176H216ZM220 175H222V173L220 174ZM219 175V176H220ZM227 175V174H226ZM225 175V176H226ZM244 175V174H243ZM23 176V175H22ZM21 176V177H22ZM26 176V175H25ZM44 176V177H43ZM59 176V175H58ZM66 176V175H65ZM79 176V175H78ZM125 176V175H124ZM224 176V174L222 175V178L223 177H225ZM254 176V175H253ZM24 177V176H23ZM59 177V178H60ZM194 177V176H193ZM202 177V176H201ZM206 177H207V175H206ZM230 177V176H229ZM239 177V176H238ZM243 177V176H242ZM64 178V177H63ZM66 178V177H65ZM95 178V177H94ZM113 178H115V177H113ZM117 178V177H116ZM188 178V177H187ZM191 178V177H190ZM194 178H196V176L194 177ZM209 178H211V177H209ZM214 178V181H215V177H213ZM212 178V179H213ZM217 178V177H216ZM244 178V177H243ZM246 178V177H245ZM256 178V177H255ZM264 178V177H263ZM55 179V178H54ZM78 179V178H77ZM131 179V178H130ZM199 179H202V178H199ZM204 179V178H203ZM202 179V180H203ZM211 179V180H212ZM225 179V178H224ZM238 179V178H237ZM236 179V180H237ZM248 179V178H247ZM258 179H259V177H258ZM261 179V178H260ZM66 180V181H65ZM115 180V179H114ZM185 180V179H184ZM220 180V179H219ZM218 180V181H219ZM231 180V179H230ZM233 180H235L234 178H233ZM243 180V179H242ZM241 180V181H242ZM249 180V179H248ZM254 180V179H253ZM83 181V180H82ZM96 181H97V179H96ZM167 181V180H166ZM187 181V180H186ZM191 181V180H190ZM194 181H195V179H194ZM206 181H207V179H206ZM225 181V180H224ZM223 181V182H224ZM251 181V180H250ZM261 181V180H260ZM259 181V182H260ZM263 181V180H262ZM71 182V181H70ZM102 182V181H101ZM111 182V181H110ZM192 182V181H191ZM198 182V181H197ZM199 182H200V184H201V181L199 180ZM198 182V183H199ZM208 182V184L210 183L209 181H207ZM212 182H213V180H212ZM221 182H222V179H221ZM234 182V181H233ZM252 182V181H251ZM76 183V182H75ZM193 183V182H192ZM203 183V182H202ZM205 184L204 185H207L206 184V182H204ZM216 183H217V180H216ZM220 183V182H219ZM224 183H227V182H224ZM77 184V183H76ZM81 184V183H80ZM83 184H84V186H86L87 188H88V190L89 191H91L92 193H94L95 195H98V196H100V197H102V198H104V199H107L108 198V196H109V192L107 193V192H105L103 189H101V187H98V186H96V185H94L93 184V182H91L89 179H86L84 182H83ZM108 184V183H107ZM110 184V183H109ZM118 184V183H117ZM121 184V183H120ZM195 184V183H194ZM193 184V185H194ZM221 184L222 183H220V187H221ZM228 184V183H227ZM259 184V183H258ZM71 185V186H70ZM196 185V184H195ZM204 185H203V187H204ZM210 185V184H209ZM213 186H214V184H212ZM216 185V184H215ZM225 184H223V186H224ZM233 185H235V191L233 192V187H232V192H227V189H228V187H227V189H226V191H225V189H223V190H221L220 191V189L218 188V186H217V188H218V190H217V192L219 191V194H218V196L216 195V192H214V191H216V190H214L213 192H211V193H215L214 195H216L217 196V199L218 200H220L219 201V212H218V209H217V214L219 215V216H216V217H219V219H218V221L219 222H227V224H228V222H229V232H226V237L230 240V241H234L236 238V235H240L241 236V238H240V247H241V251H242V253H243V255H245V256H248V260L249 261H257V260H260L261 259V257H262V253H263V251H264V244L260 241V239H262L263 237H264V183L262 184H259V185H257L256 183H255V181L253 182V183H250V182H248L247 180H246V182L245 181H243V182H239V179H238V181H236V183L235 184H233ZM111 186V185H110ZM114 186H116L115 185V183H114ZM168 186V185H167ZM223 186L221 187V189L223 188ZM75 187H76V189L78 190V188H79V190L81 191V193L83 192V191H85V190H82L83 189V186H82V188H81V185H79V184H77V185H75ZM74 187V188H75ZM85 187V188H86ZM200 187H201V185H200ZM210 187V186H209ZM215 187V186H214ZM224 187H226V186H224ZM109 188V187H108ZM165 188H166V186H165ZM180 188V187H179ZM187 188V187H186ZM195 188H196V186H195ZM207 188H208V186H207ZM230 188V187H229ZM72 189V188H71ZM113 189H114V187H113ZM121 189V188H120ZM123 189H125V188H123ZM188 189V188H187ZM206 189V188H205ZM127 190H129V189H127ZM158 190V189H157ZM213 190V189H212ZM116 191V190H115ZM119 191V190H118ZM167 191L168 190H163V191H161L160 193H159V195L158 196H160L161 194V197L164 195H167ZM182 191V190H181ZM198 191V190H197ZM205 191V190H204ZM208 191H209V189H208ZM228 191H231V190H229L228 189ZM128 192V191H127ZM159 192V191H158ZM191 192V191H190ZM203 192V191H202ZM206 193H204V194H206V197H207V195H208V197L211 199V200H209V198H208V200H206V202H205V204L204 203H202L204 206L206 205V207H207V205L208 204H210V202H212V198L209 196L210 194H207V191H205ZM79 193V192H78ZM85 193H86V191H85ZM90 193V192H89ZM91 193V194H92ZM107 193V194H106ZM124 193V192H123ZM129 193H132L131 192V190H130V192ZM197 193V192H196ZM210 193V192H209ZM76 194V193H75ZM121 194V193H120ZM188 194V193H187ZM191 194V193H190ZM201 194V193H200ZM203 194V193H202ZM82 195V194H81ZM80 195V196H81ZM88 195V194H87ZM108 195V196H107ZM114 195V194H113ZM124 195V197L126 198V202H127V205H126V207L124 208V209H119L117 206H116V204H115V200L113 199V200H110V199H112V198H110V196H109V200L111 201L110 202V204L112 203L114 206H115V209L117 210V211H122V212H124V213H127V214H129V215H131L132 217H133V219H135L134 221H136L135 222V224L137 223V225L139 224V227L140 226H142V227H145V230L147 229L148 231H149V233H151L152 234V236H154L156 239L158 238L159 240H161V243H162V245H166V247H167V245H172V246H174V247H172L171 246V248H175V250H177L178 251V253L180 254V256H181V258H180V256H179V254L178 253H176V254H178L177 256H179V260L177 261V262H179V263H177V264H189V263H192V260L194 261V262H196L197 264H212V262H214L213 261V258L211 259L209 256H206V255H204L203 253L202 254H200V255H196V254H194L193 253V248H192V246L191 245H189L187 242H186V238L184 239V237L182 236V235H180V234H175V233H173V231L171 232V233H168V232H166V233H168V234H166L165 232H162V233H160L159 231H158V229L150 222V220L149 219H144L143 217H142V213H140V209L142 208V206L141 205H145V200H143V198L145 197H143V195H141V194H139V195H141L140 197L142 198V199H138V197L136 196H134V194L132 195V194H128L127 193V195H125V194H123ZM199 195V194H198ZM84 196H85V194H84ZM83 196V197H84ZM119 196V195H118ZM121 196V195H120ZM211 196H213V195H211ZM78 197V196H77ZM90 197V196H89ZM96 197V196H95ZM153 197V196H152ZM192 197V196H191ZM199 197H200V195H199ZM215 197V196H214ZM114 198V197H113ZM146 198V197H145ZM144 198V199H145ZM171 198V197H170ZM181 198V197H180ZM185 198V197H184ZM183 198V199H184ZM202 198L204 199L205 198V196L203 197V195H202ZM95 199V198H94ZM118 199V198H117ZM153 199V198H152ZM164 199H166V198H164ZM189 199V198H188ZM206 199V198H205ZM205 199L204 200H202V201H205ZM84 200V199H83ZM99 200V199H98ZM101 200V199H100ZM147 200V199H146ZM163 200V199H162ZM181 200V199H180ZM189 200H191V199H189ZM200 200H201V198H200ZM213 200H216V199H213ZM96 201V200H95ZM201 201V202H202ZM80 202V201H79ZM91 202V201H90ZM99 202H101V201H99ZM107 202V201H106ZM180 202H182V201H180ZM201 202H199V203H201ZM207 202H209L208 204H207ZM217 202L218 201H216V204H217ZM75 203H77V202H75ZM86 203V202H85ZM92 203V202H91ZM119 203V202H118ZM187 203V202H186ZM90 204V203H89ZM102 204H103V202H102ZM120 204V203H119ZM157 204V203H156ZM170 204V203H169ZM172 204V203H171ZM181 204V203H180ZM202 204H198V206L197 207H199L200 205H202ZM214 205V203H211V205ZM215 204V205H216ZM124 205V204H123ZM164 205V204H163ZM197 205V204H196ZM140 206H141V208H140ZM166 206V205H165ZM183 206V205H182ZM99 207V206H98ZM181 207V205H179V208ZM187 207V206H186ZM217 207V206H216ZM100 208V207H99ZM98 208V209H99ZM103 208V207H102ZM102 208H101V210H102ZM108 208V207H107ZM171 208V205H170V207H169V209ZM182 208L183 207H181V210H182ZM191 208V207H190ZM193 208V207H192ZM201 208V207H200ZM199 208V209H200ZM97 209V208H96ZM97 209V210H98ZM174 209V208H173ZM177 209V208H176ZM205 208H203V210H204ZM71 210V209H70ZM94 210H95V208H94ZM96 210V211H97ZM100 210V211H101ZM140 210V211H139ZM166 210V209H165ZM178 210V209H177ZM181 210H179V214L181 213V214H183L182 213V211ZM185 210V209H184ZM187 210V209H186ZM201 210V209H200ZM209 210H210V207H209ZM73 211V210H72ZM71 211V212H72ZM92 211V210H91ZM99 211V210H98ZM97 211V212H98ZM99 211V212H100ZM167 211V210H166ZM172 211V210H171ZM204 211H206V210H204ZM109 212V211H108ZM112 212V211H111ZM162 212V211H161ZM173 212H176V211H173ZM248 214H250V216L251 217H249L250 219H252L253 220V224L254 223H256V227L255 226H252L253 228L255 227L256 229V231L255 232H253V231H251L250 230V228L249 227H251L249 224L251 223H249V222H247L248 220H246V217L248 218V216H246L245 217V220H246V222L244 223V222H242L243 221V219H242V217H244L245 215L244 214H246V213ZM70 213V212H69ZM77 213V212H76ZM87 213V212H86ZM91 213V212H90ZM103 213V212H102ZM101 212H100V214H102ZM110 213V212H109ZM108 213V214H109ZM120 213V212H119ZM118 213V214H119ZM164 213H165V211H164ZM168 213V212H167ZM172 213V212H171ZM178 213V212H177ZM176 213V216H179L178 214ZM73 214V213H72ZM97 214V213H96ZM106 214H107V212H106ZM126 214V215H127ZM148 214V213H147ZM169 214V213H168ZM180 214V215H181ZM246 214V215H247ZM95 215V214H94ZM98 215V217H99V214H97ZM103 215V214H102ZM122 215V214H121ZM186 215H187V213H186ZM198 215V214H197ZM72 216V215H71ZM70 216V217H71ZM106 216V215H105ZM167 216V215H166ZM190 216V215H189ZM101 218H102V216H100ZM181 217V216H180ZM188 217V216H187ZM215 217V216H214ZM69 218V217H68ZM78 218V217H77ZM81 218V217H80ZM100 218V219H101ZM115 218V217H114ZM147 218V217H146ZM156 218V217H155ZM197 218V217H196ZM201 218L203 219V220H205V219H207L206 218V216L204 215V214H202L201 215ZM76 219V218H75ZM84 219V218H83ZM179 219H181L180 221L184 224V225H187V224H189V222L188 221H190L188 218H186V219H188V221L187 220H185V217H182V218H179ZM201 219V220H202ZM86 220V219H85ZM114 220H116V219H114ZM91 221V220H90ZM103 221H104V219H103ZM127 221V220H126ZM156 221V220H155ZM176 221V220H175ZM180 221H179V223H180ZM196 221V220H195ZM210 221V220H209ZM127 222H129V221H127ZM192 222V221H191ZM190 222V223H191ZM205 222V221H204ZM166 223V222H165ZM178 223V222H177ZM224 223V224H225ZM247 223V224H246ZM102 224V223H101ZM109 224V223H108ZM115 224V223H114ZM218 224V223H217ZM220 224V223H219ZM218 224V225H219ZM59 225V226H58ZM106 225V224H105ZM165 225V224H164ZM167 225V224H166ZM252 225V224H251ZM77 226V225H76ZM79 226V225H78ZM161 226V225H160ZM177 226V225H176ZM197 226V225H196ZM217 226V225H216ZM101 227V226H100ZM167 227V226H166ZM190 227H192V226H190ZM251 227V228H252ZM205 228V227H204ZM249 228V229H248ZM6 229H8V230H6ZM61 229V230H60ZM73 229V228H72ZM75 229V228H74ZM161 229V228H160ZM140 230V229H139ZM165 229H163V231H164ZM201 230H203V229H201ZM205 230V229H204ZM144 231V230H143ZM213 231V230H212ZM223 231V230H222ZM6 232V233H5ZM74 232V231H73ZM170 232V231H169ZM66 233V232H65ZM145 233V232H144ZM212 233V232H211ZM64 234V233H63ZM78 234V233H77ZM134 234V233H133ZM140 234V233H139ZM213 234H215V233H213ZM212 234V235H213ZM258 234H260L261 236H263L262 238H261V236L259 237L258 236ZM8 235V236H7ZM138 236V235H137ZM146 236V235H145ZM145 236H143V237H145ZM72 237V236H71ZM128 237H130L129 235H128ZM55 238H57V237H55ZM64 238V237H63ZM68 238V237H67ZM1 239V238H0ZM138 239H140V238H138ZM264 239V238H263ZM262 239V240H263ZM59 240V239H58ZM65 240V239H64ZM120 240V239H119ZM8 241V240H7ZM11 241H13L12 243H11ZM63 241V240H62ZM264 241V240H263ZM64 242V241H63ZM126 242H127V240H126ZM154 242V241H153ZM156 242V241H155ZM65 243V242H64ZM119 243V242H118ZM130 243V242H129ZM149 243V242H148ZM12 244V245H13ZM107 244V243H106ZM190 244H191V242H190ZM162 245H161V248H162ZM168 246V247H169ZM215 246V245H214ZM165 247V246H164ZM213 247V246H212ZM15 248V247H14ZM109 248V247H108ZM170 248V249H171ZM10 249H13V248H10ZM64 249V248H63ZM167 249V248H166ZM115 250H116V248H115ZM169 250V249H168ZM14 251H15V249H14ZM195 251V250H194ZM81 252V251H80ZM2 253H3V251H2ZM79 253V252H78ZM196 253V252H195ZM172 254V253H171ZM3 255V254H2ZM9 255V254H8ZM170 255V254H169ZM173 255H175V254H173ZM3 256H5V255H3ZM58 256V255H57ZM113 257V256H112ZM175 258H176V256H175ZM176 258V259H177ZM17 260H18V258H17ZM125 260V259H124ZM180 260H183L182 261V263H180ZM81 261V260H80ZM112 261V260H111ZM122 261V260H121ZM176 261V260H175ZM118 262H120L119 261V259H118ZM18 263V262H17ZM16 263V264H17ZM18 263V264H19ZM82 263H84V264H93V262L90 260V259H88V258H85V257H83V259H82ZM109 264H110V260H109V262H108ZM112 263V262H111ZM113 263H115V262H113ZM117 264V263H116ZM175 264V263H174ZM195 264V263H194Z\"/></svg>",
  "mask_w": 264,
  "mask_h": 264
}]
</instances>
